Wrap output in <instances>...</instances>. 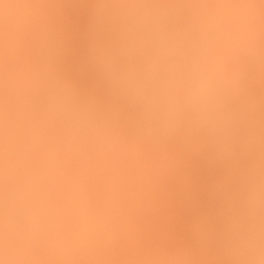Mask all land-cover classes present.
Here are the masks:
<instances>
[{
	"label": "bare ground",
	"instance_id": "bare-ground-1",
	"mask_svg": "<svg viewBox=\"0 0 264 264\" xmlns=\"http://www.w3.org/2000/svg\"><path fill=\"white\" fill-rule=\"evenodd\" d=\"M123 1L125 3L127 2V0H122V2ZM129 1L130 0H128V2ZM132 1H131V4L133 3V5H131L132 7L133 6L135 7L134 3H136V5H137L136 7H138L137 3H139V2L141 3V0L140 1L139 0H135V1L132 0ZM136 1H138V2H136ZM145 1H144V3H145ZM170 1L171 0H156V4L155 3L154 4H155V6H158L157 9H159L161 2H163V4H164V9H167V8H165V5H166L165 2L167 3V5L169 4V7L167 6L169 10L171 7V10L170 11L168 10L169 13L171 12L170 14L171 15L174 14L175 16L178 14L177 16L179 18L177 16H176V18H175V16H173L176 19V21L178 18V21L180 22L179 19L181 18V16L183 14L187 15V17H189V19L188 18L186 19V16L183 15L185 21L181 20L180 23H178V21H177V23H178L177 26H179V24L182 23L179 26L180 28L178 27L179 30L177 28V31L179 32L178 36L175 37L173 39V41H171L172 44L170 41H169V43H170L169 44L168 43L169 39H167L168 44L166 45V47H164L165 44L162 45L161 42L165 43L166 41H163V40H166L164 38L167 36L161 34L162 36H164V38L162 40V36L160 35L161 32H159V30L162 31L163 29L161 30V28H160L159 30H157L159 34H157V32H154L155 29L152 30L154 32L153 33L151 31L153 33V35L154 36L158 35L159 39L161 40V42H160V40H158L160 43L156 40L157 43H155V44L153 43V44L156 47L157 46L160 48L162 47L161 48L162 50L157 47L159 50H158V52H156V56H154L155 54L150 55V56H153L152 58L150 56H149V58L147 57V55L150 54L151 52H148L146 54V56H141L143 53V51H141L142 53L140 52L139 55L142 58L138 59L139 62L136 61L137 59H135L134 61H136V64L138 62L139 66H141V63L143 64V62H140V60H142V59L145 60L146 58H148L147 59L148 61L147 60L146 61L148 63H150L149 60L153 61V59H155V57H157L158 59L162 58V57L164 58L165 57L164 55H161L162 57L159 55L162 54V51H164L165 48H166L165 50L169 49V51H166V52H167V55L170 54V59H171L172 56H174L175 51L177 50V47L181 48L180 45L182 43L183 44L187 43L189 45V49L191 48L190 46H193V48H195L193 43L195 42V40L197 38H198V41L203 40L205 42L204 43L203 41H201L199 43V45L201 44L199 46V47H201V50H199L200 48L198 47V44H196V46L199 49H194V51H193V48L190 49L192 52L190 51L189 53H190V55L192 54L191 59H193V60L189 59L191 62L187 59L183 60V63L185 61V66L183 65V68L181 67L183 70L182 69L179 70L180 68L174 67L175 70L173 71L171 69V66H170L171 64L170 65L166 64V61L164 59H162L163 62H165V64L163 66L165 67L167 65L166 66L167 68L165 67V69L168 73H167V75H164L165 76L164 77V87H163V89H161V91L156 90L151 85L149 86V84H151L153 82V81H150L151 79L145 80L142 78L143 81L140 80L142 86L144 85L143 82H145V85L147 83H149V81L151 83L147 84L149 87L147 86L146 89L144 88L145 91H143L144 89L142 90L144 92L143 94L140 91V93L137 95L138 96L137 97L136 93L140 89L139 90L136 89L137 90V92H136L135 89L133 90L132 88L135 86H138V84L140 83L139 77H141V75L143 73L141 75H139V77H138V82H139L138 84H137V82L133 81L134 79L131 81V84H130L129 81H130V79H132V77H130L129 80L127 78V82H129L127 85L125 84L126 82L123 83V84H125L123 87V90H124V88L126 90L125 86H127V88L129 89V90L125 91L127 94L129 93L128 96L127 95H125V96H127V98H128L129 95L132 94L130 97H131V100H134V102L131 101L129 103L128 101H129L130 97H129V99H127L124 96V100L126 98L127 99L126 101L129 103V105L132 102L133 103H135V101L137 102L138 98H140V100L138 99L139 102L142 100L143 104L146 103V105L144 104V106H143L142 104H140L142 102H140V103L137 102L138 104L142 105V107L139 105V107L142 108V110H141V113L140 112L137 113L138 115L142 114V112L145 111V113L141 116H143V117L146 116V118H147L148 117L147 114L149 113L147 111L148 113L146 114L147 108L148 109L150 108L149 110H151V111L154 110L155 114L152 112L154 115L159 114L157 112L160 110H159L158 106L156 105V102L160 105L159 107H161V111L164 114V115L161 114L162 116L160 114H159L160 116L159 115L156 116V120L159 118L157 120L159 122L158 123L159 125H157V121L155 124V131L157 133L155 131L154 132L156 134L151 131L150 127L146 128V131H148L150 129V131H148L150 134L145 131L147 133V135H149V136L153 135L154 136V137H152L153 141L148 140V138L150 139V137L147 136L145 134V132H143V129H140V131H142L143 135H144V136L143 135L140 136V140L143 138L142 140L144 142L142 140H141L142 141L141 142L138 139L137 141L139 143L138 144L136 143V145H138V147H139V145H142L140 143H144L146 146L148 144V146L150 148L153 147L152 148V150H153L156 148L155 146H157L160 143L159 140L161 139L160 140L161 143L164 141L163 142L164 144L162 143V146L163 145L166 147L168 146L167 148L165 147L168 150V154H166L167 152L164 150L165 148H163V150H160L158 148V146L156 148L157 150L155 149L154 150L155 152H153V154H151L152 150L150 151L149 147L148 146L146 147L143 144L144 146L142 145L140 147H145V148H141L142 149L141 151H143V149H144V151L145 150L146 151L145 152L143 151L142 152L143 154L140 153L141 152L140 151L139 155L144 156V154H146L150 151V153H148V155H150V156L152 155V156L149 157L148 159L147 158L145 159L144 157L140 156V157H138V158H140V159H138V166H137V163H135L136 165H133V163H131V162H132V159L135 157V154H137V153H134V154H132V153L137 152V151L136 150L135 151L133 150V152L131 151L132 150L131 147L133 146L132 145L133 143L131 144V142L133 140L131 138H128L129 140L131 139V142H129V143L132 146L129 145V146H131V147H129L130 149H128V147H126V149L124 148V151L121 150V151H123L122 155L125 152V150H127V149H128L127 150L128 152H125L126 154L127 153L129 154L131 152L132 153L129 154V156L123 155V157H126V158H123V157L122 158L126 159V160H121L120 159L121 157H120L116 160V162H114V161L112 162L113 159H107L108 156L106 159H104V158L101 159L102 156L101 157L98 156L102 153L101 151H100V154H98V152H95L96 150L99 151V150L103 149L105 147L106 142L110 138H106L104 135V138H106L105 139L106 142H104L105 144L103 143L104 144L103 148H102V143H100L101 149H98L99 147H96V146H98V143H99L98 139L99 138L97 139L98 141L97 140L95 141V144L97 143L96 145H94V144L91 145L92 142L90 140L93 137L95 140V137H97V135L99 136V134L101 132L99 134L95 133L96 136H93L92 134H90L92 131L89 130V131H91V132H89L87 130L89 132V135H92V138H90L89 135H87L88 137L85 139H84L85 136L84 137L80 136V135H85V134H82V133L79 134L80 138L78 137L79 138L78 140H80V142H81V138H82V140H83V142H82L83 144H82L79 141H78V143L76 141L77 140L76 137L78 136V134L74 133V135L76 137L73 136L72 133L71 134H65L64 132H66V131L63 130L64 128L62 129L63 131L60 130L61 128L59 129V131L63 132L61 134H65L62 136V138L65 142L61 140L62 138H60L61 135H58V134H60V133H58L59 132L58 131L56 135L54 134V132H53V134H54V136H56L54 138L58 139V137L60 136L59 137L60 139H58V140L54 139L55 143L53 142L52 143L53 145H51V141H50L51 139L49 140L50 145H48V144L43 145V140L46 139V138L43 139L44 136L42 134H44V133H41L43 131V129H42L43 128V115H40L41 114L40 112L43 111V109H42L43 107L39 108L36 106L37 108H39V110L34 111L36 115L33 112L34 116H32L31 115L32 113L30 114V112H29L27 114H30L31 117L29 115L30 118L27 117L26 120L24 118L23 122L19 123L17 121L11 120L10 115L8 117V114H7L8 113V107H6L5 105H2V103L0 102L2 105V106L0 105V230L3 228L2 226L5 227L4 221H7L8 225H9V226H7L8 228L6 227L5 229L8 230L10 228L9 229L10 233L8 232L9 234L6 235V234H4L5 233L4 232L3 234L6 236H4V238H2L3 235H1V238H0V264H264V206H263L264 202L262 201L263 202L262 203L261 200L260 201L258 200L259 199L258 198L257 201H259V203H261V205H259V208H258L259 210L257 209V207H255V209H256L255 210L253 207L249 206L248 208L251 209V211L249 209L247 210V207L243 208L244 203L241 204V207L243 205L242 208H240V205H238L237 203L232 204V205L236 204L239 206V208H238V206H236V205H235V207L231 205L230 208L232 207L233 209H236V207H237V209H239L241 211V212L239 211V213H238L239 214L238 217H239V219L241 218L240 219L241 222L237 217L236 218L234 217L237 215V212H238L237 209H236V212H234L235 210L233 211L232 209H230L234 213V216H232L233 213H232V215L228 214L230 217L229 216L226 217L227 213L229 211L226 213L222 211V210L227 211V209H228L226 207V206H228L227 202L229 204H231V203L237 201L234 199L238 198V197H233L235 192L233 189L230 190V188H232L231 186H234L232 184H238V182H236V181H239L241 177L238 178V176H237V180H236L235 179L236 176L235 177H233L234 175L232 176L233 173L236 174L238 172L239 175L242 173L240 176H242V177L245 176L246 178L243 177L244 179L242 178V180L243 181L245 180L246 182L248 179L254 178L255 182L252 179H251V181L248 180V182H250V184L248 182H247V184L244 182L245 187L247 186L246 189L248 190V192H247V190H245L243 192L245 194L241 193L242 195H246L245 197L248 198L249 202H250V199H252L253 203H254V200L256 201V197H254L255 196L254 193L257 191V193L259 194L260 191H262V190L258 189V188L259 187L263 188V186H264L263 185L264 184V52H262V55H261V53H259V51L256 50L258 47H261L263 45V42H264V0H182L183 3L185 2L186 4L179 2V0H176V1L174 0L175 4H174L173 0L171 2ZM177 1L179 2L178 3L179 5H181L180 3L183 4L182 6L185 5L184 8L180 6L184 10H182L181 8H178L179 5L177 4ZM49 2H50V0H49ZM58 2H60V1H58ZM65 2L66 1L61 0V4L62 3L65 4ZM67 2H68V0H67ZM84 2H87V1H84ZM98 2L96 1V2H94V4L96 3L98 5ZM115 2H116V0L113 1L112 3H115ZM122 2L120 0L121 4H122ZM77 3H79V2H77ZM117 3H119V2H117ZM125 3H123V4H125ZM127 3H126V5H127ZM144 3H141V4L143 5ZM55 4H58V3L55 2ZM104 4L103 5L100 4L101 6H103L102 8H104ZM117 5L120 6V4H117ZM117 5H114V6H117ZM126 5H125V7H126ZM128 5H127L126 9L131 7L130 4H128ZM176 5H178V6H176ZM36 6H38L37 9H39V6H40L39 10L43 11V9H41L42 8L41 6H43V0H0V28L2 29V32L4 31L3 35L0 34V35H2L0 37V46H2V48L0 47V50H1L0 51V58L4 59V61L9 55L12 54V52L15 53L14 50L16 51V54L19 51H21V54H22V52H25V54L23 53V55H26V54L29 55V53L31 55L34 52V50H36V48H38L35 51L36 53L34 52V55L32 54L33 55L32 57L28 56L29 58H32V59H34L33 57L35 56V54L37 55V56H35V59H36V57L39 58L38 56L40 54L38 55V52H37L38 50H39V53H42L43 55H45L42 52L43 51V45L44 46L47 45L46 42L49 40L48 37L53 34V32L51 34L50 31H52L53 25H51V24H54V22H53L54 20L50 24L51 25V28H50L51 30H49L50 33H48V29H47V31L43 30L44 29L43 23H42L43 21H41V18H43L44 11L40 12L39 10L36 9ZM61 6L62 5H60V7ZM69 6L72 7L73 5L71 4ZM105 6H106V8L110 7V11L112 10L111 9L112 7L109 6L108 4L107 5L105 4ZM123 6H122V9H123ZM155 6H154V8H155ZM175 6L177 7L176 9H175ZM57 7H58V5H57ZM60 7H59V9H60ZM70 7H69V9H70ZM132 7H131V10L134 9V8L132 9ZM48 8H49V6H48ZM54 8H55V6H54ZM65 8H66V6H65ZM87 8H88V6H87ZM87 8H86V11H87ZM102 8H101V10L104 11ZM138 8H135V9H138L139 11L141 10V13L144 14L142 9L140 7H138ZM55 9H53V10H55ZM79 9H78V11H79ZM144 9H146V6H144ZM91 10H90V12H91ZM172 10H175L177 13H175L174 11L172 13ZM178 10L181 11V13ZM70 11H71V9H70ZM82 11H84V10L82 9ZM164 11H166V10H164ZM39 12H40V14L42 13V17H40ZM68 12H67V14H68ZM79 12H81V11H79ZM133 12L134 11H132L131 13H129L128 16H126L127 13L122 11V13H120V14L123 17H124L123 13L126 14L124 18H122V16L120 17L119 14L115 15L116 17L114 18V16L112 17V14L109 12V14H111L110 20L112 22L115 21V26L118 25V24H116L117 20H118L119 24H120V21L122 22L121 25H123V23L126 21L124 23L123 27H120L119 25L117 26V28L120 27L119 30L115 29L118 32V34H119V31L121 29H124L125 26H128V25L133 26L134 23H136L135 26H137L138 28H139V26H141V23H143L142 20H143L144 16H141V13L139 14V12H138V14L141 16V17L140 16L138 17V16H136L138 14L133 15L132 14ZM136 12L137 11H135V13ZM59 13L60 12L58 11V16H59ZM104 13H105V11H104ZM48 14H49V12H48ZM62 14H64V13H62ZM79 14H81V13H79ZM88 14H89V12H88ZM165 14H164L165 17H163V18L159 17L162 20L161 21L158 20L159 21L158 24L163 22V20H167V23L169 24L170 20L164 19V18H166V17L169 19H171V18L167 16L168 12H165ZM85 15L87 17L86 13H85ZM91 15H92V12H91ZM103 15H105V14H103ZM197 15H201L202 20H201V25H200L201 26L200 31H202V32H200V33H202V35L204 33L205 37H207V38H205L207 41H205L204 37L202 39V35L200 36L199 33H197L199 36L198 37L196 35V28L194 27L195 28L194 29L191 27L194 24V21H192V20H194L195 16H197ZM68 16H70V15H68ZM66 17H67V15H66ZM117 17L121 18L120 21H119V19H117ZM128 17L131 21L128 20ZM131 17H133L134 19ZM103 18H102V21H103ZM140 18H142V19H140ZM47 19H48V17H47ZM52 19H53V17H52ZM68 19H70V17ZM115 19H117V20H115ZM154 19H155V17H154ZM91 20H93L92 16H91ZM219 20H220V22H219ZM58 21H56V22L59 23L61 20L59 22ZM102 21H101V24L104 25V23H103L104 21L103 22ZM107 21H105V22H107ZM127 21H128V23H127ZM49 22H51V21L49 20ZM138 22H140L139 26L137 25ZM213 22L214 23L219 22V23H217V27H216V23L213 25ZM62 23H65V22H62ZM76 23H78V22H76ZM110 23L111 22H109V25H110ZM220 23L227 24V25H225L227 27H226V31H224V34L226 35V33L228 32L229 35L227 34L226 36H229V38L231 39V40L229 38L226 39L225 35H223L224 36L223 39L224 38L226 39V40L224 39L225 43H223L221 41L222 39L220 40V36H219L220 35V28H219ZM73 24H75V22H73ZM105 24H107V23H105ZM164 24H166V22ZM63 25H65V27L67 26V24H63ZM71 25H72V23L69 25V28ZM90 25H91V23H90ZM92 25H93V23H92ZM111 25L112 26H110V27H114L113 24H111ZM202 25L204 27H202ZM83 26H85V24ZM107 26H106V28L108 29L109 26L108 27ZM130 26H128L129 32L131 29V28H129ZM209 26H210V28H209ZM74 27H76V26H74ZM96 27L97 26H95V28ZM114 28H116V27H114ZM206 28H207L208 32L205 30ZM218 28H219V30H216ZM54 29H55V27H54ZM54 29H53V31H55ZM66 29H65V31L67 34L68 32ZM134 29H136V28H134ZM134 29H133V32L136 33V31L138 29H136V31H134ZM189 29H191V33H190ZM192 29H194L193 32H195L194 35L196 38L193 37L194 35L192 32ZM91 30H93V29L91 28ZM98 30L100 31L99 27H98ZM197 30L199 31V29H197ZM209 30H210V32H209ZM72 31H69V33ZM126 31H123L122 35ZM187 31H189V35H188ZM218 31H219V33H215ZM57 32H58V30H57ZM109 32L111 33L110 34L111 39H109L110 42L108 40H106V41H108L110 43L109 48L112 47L114 49V45L111 46L112 45L111 40H112V38L114 39V37H117V41H118V40H120L118 38L120 36H117L118 34H116V36H115V34H114V37H113L112 34L115 33V31L112 32V30H110ZM141 32H143V31L141 30ZM47 33L50 35L48 36ZM72 33H74V32H72ZM131 33H132V31H131ZM155 33H156V35H155ZM206 33H208V34H206ZM92 34H94V33H92ZM103 34L107 35V34H105V32ZM140 34H143V33H140ZM54 35L55 34H53V36H52L53 38L50 37V40L52 38V39H56V41L51 42L52 41L51 40V41H49V43L51 42L50 44H52V43L55 44V42H57L58 39L59 40L61 39V37L59 38L57 36L58 34L56 35V37H58V39L55 38ZM75 35H76V33H75ZM75 35H72V36L75 37ZM104 35H102V36L104 37ZM124 35H123V37L126 38V34H124ZM133 35H137V34H133ZM133 35H130V36L132 37ZM170 35H172V34H170ZM99 36L100 35H98V38H100ZM130 36H128V38ZM144 36H147V35H144ZM208 36L211 38V41L214 40L215 36H217L215 40H217L219 37V39H218L219 41L217 40L219 47L217 44L216 45H214V43L212 44L213 41L211 42V44H212V46H211L209 43L210 38H208ZM211 36H213V38ZM62 37L64 38L65 36H62ZM93 37H94V35H93ZM123 37H121L122 38L121 41H123V44H124L126 41L124 42ZM158 37L156 39H158ZM169 37H171V36H169ZM63 38H62L63 42L66 39H68V38H66L64 40ZM70 38H72V37H70ZM89 38H92V37H89ZM136 38H137V36H136ZM188 38L190 40H188ZM22 39H25V41L26 40H28V41H26L25 44H22V43H24V41L22 43L20 42V40L22 41ZM104 39H106V38H104ZM132 39H133V37H132ZM140 39H142L141 44L143 43V41L147 40V38L146 39L140 38ZM228 39L230 40V41H228V42H230V45L227 42ZM43 40H45L44 43H43ZM73 40H74V38H73ZM91 40H93V38ZM101 40H102V38H101ZM137 40H139V39H137ZM215 40H214V42L216 43ZM85 41H84V43H85ZM114 41H116V40H114ZM191 41H194V42L192 43ZM17 42L18 43L20 42L19 43L20 46H22V45L23 46L22 47L19 46L20 47L19 48L18 47L19 44H17ZM59 42H62V41L60 40V41H58V43ZM127 42H128V40H127ZM131 42L129 43L130 45H127V46H126V44H128V43L124 44L126 46V48L128 46L132 47V46H134V44L137 45V43L140 41H138L137 43H134V44ZM133 42H136V40ZM206 42H208L209 45ZM220 42H222L223 44H221ZM226 42L228 44H226ZM49 43H48V46L50 45ZM67 43H68V41H67ZM67 43H66V45H67ZM118 43L122 44L121 42H117L116 44H118ZM146 43H148V42H145V44ZM231 43H232V45H231ZM89 44H90V42H89ZM106 44H108V43H106ZM131 44H133V45H131ZM150 44H152V43H150ZM156 44H158V45H156ZM202 44H203V46H206V45L209 46L208 48H206V51H205V47H202ZM220 44L222 46H220ZM55 45H51L52 46L51 49L53 48V51L55 50L54 49ZM57 45H56V48H57ZM122 45L115 46L116 47L115 51L117 50V47H119L120 49L119 48L118 49L120 50V53H122V52L125 53V50H124L125 47L121 48ZM169 45H171V47ZM106 46H108V45H106ZM147 46H142V47H146V49H148ZM214 46H216V47H214ZM39 47L42 48L41 52H40ZM45 47H47V46H45ZM151 47H152V45H151ZM211 47H213V48H211ZM63 48L64 47H62V49ZM87 48H88V46H87ZM97 48H96V50L99 49V48L98 49ZM112 48H110V49H112ZM157 48H155L153 50H156ZM202 48H204V50ZM216 48L218 49V52L216 51ZM18 49H20V50H18ZM59 49H60V47H59ZM59 49H57V50H59ZM66 49H67V47H66ZM69 49H71V48H69ZM214 49H215V52L218 53V55L216 53V56H215V52H213L214 55H213V53H211ZM252 49L254 51H251ZM2 50H4V51H2ZM72 50H74V49H72ZM96 50L95 51L93 50V52H96ZM105 50L108 51V47H106ZM121 50H124V51L121 52ZM141 50H143V48ZM202 50H203V52H202ZM207 50H209V52H207ZM231 50L233 51V53H232L233 57L232 58L235 59V61L233 60L234 62L230 59V61H232L231 65L235 63L236 66L232 65L233 66L232 67V66L228 65V66H230V68L231 67L233 68L230 70H234L235 68H237V65L238 66H244L246 64V61H244L245 54L248 55V57L252 56V55H250L252 53L255 54V55H253V57H254L253 58L254 59L253 64H251L252 60H250L249 61L250 63L247 64V68L249 66L248 69L252 68L251 73H248V72H250V70L245 73V74H248L250 77L246 76L247 77L246 78L245 75L243 74L244 72H242L243 68L240 69L241 67H238L239 70H241V72H239V70H238L239 74L238 73L237 74L238 75L242 74L246 79L249 78L248 81H250V82H248V86H246L244 89H242V91H241V89L237 90L239 88H242V87H240L241 83L244 84V82H239L242 79L244 80V78L240 77L242 75L239 76L241 79V80H239L238 76H236L237 78L233 77L235 72H233V71L230 72L228 69L229 67H227L226 64H225V67L229 71V74L225 73L228 71H225V72L221 71L225 68L221 69L218 67L219 63L224 62L223 61L224 57L228 59V57L230 58V56H232V55H230V53L232 52ZM47 51H48V49H47ZM112 51L109 53L112 54ZM138 51L139 50H137V52ZM196 51H198V52H196ZM255 51H256V53H255ZM2 52H3V54H2L3 56L5 55L4 54L5 52H8L7 53L8 56L5 55L6 57L5 56H4V58L1 57ZM44 52H45V50H44ZM56 52L58 53L59 51H56ZM64 52H67V51H64ZM166 52H165V55H166ZM170 52L173 55H171ZM205 52H207V53H205ZM51 53H52V50H51ZM53 53L51 56L55 55V53L54 54ZM101 53L102 52H100L97 57H100ZM109 53H108V56L110 55ZM113 53H114V51H113ZM124 53H122V55ZM132 53H131V55H132ZM195 53H196L197 57L195 56ZM222 53H224V54H222ZM46 54H48V53H46ZM69 54L70 53L68 52V55ZM95 54L97 55V53H95ZM144 54L145 53H143V55ZM199 54H201V55H199ZM235 54L238 57H240L239 58L240 60H238L237 57L235 58V56H236ZM13 55H15V54H13ZM13 55H11L12 56L11 58H13ZM18 55H20V52L18 53ZM56 55H59V53ZM64 55H66V54L64 53ZM68 55H66V57ZM73 55H74V51H73ZM96 55L94 56L95 58H96ZM101 55H103V54H101ZM106 55H107V53H106ZM112 55H114V54H112ZM122 55H121V57H122ZM139 55H138V57H139ZM190 55H189V58H190ZM202 55L203 56L205 55V57L203 58ZM211 55H212V57H211ZM42 56L40 55L41 60L43 59V57H46V55L43 57ZM133 56L135 57L136 55H133ZM194 56L196 58V61L198 60L199 64H196L195 58H192ZM213 56L216 58L217 63H218V66H217L218 69L217 70L220 73L222 72V74L219 75L218 74L219 72L217 71V74L219 75V77L217 74L215 77L211 76V75H213L211 68L212 67L214 68V66H213L214 63L212 61ZM217 56H218V58H217ZM221 56H223V59ZM241 56H243V59H241ZM66 57H64V58L61 57L62 61H63V59L65 61V59H67ZM69 57H70V58H68L69 61H70V59L73 60L71 58L72 56H69ZM143 57H146V58L144 59ZM168 57H167V60L169 59ZM8 58H10V57H8ZM26 58H24V59H26ZM56 58H57V56H55V59ZM124 58H126V57H124ZM130 58H131V56H130ZM135 58H137V57H135ZM205 58L207 60H210V62L213 63V65L211 64L212 66L209 65V67H208L207 66L208 64H205V63H207V60H205ZM249 58L246 57L245 60H247ZM2 59H0V61ZM32 59H29L28 62L30 60L33 63H35L37 61L33 65L31 63L32 67L29 66L28 65L29 63H28V64H26L28 67H26L24 65V67L22 66V68H21L22 70L24 68L25 69L29 68L30 70H32V73L30 72L29 69H27V70L24 69V71H26V74H25V72L23 71L24 72L23 73L22 70L20 69L19 72H22V76L19 73V75H18L20 77V78L18 77L19 79H21V80L23 79V77H24L23 74H25L27 77V75L30 73L33 74L34 78L36 79L34 72H38V70L40 72L41 69L43 70V67L38 65L39 63L41 65L42 61L41 60L38 61L39 60L38 59L34 62L35 59L34 60H32ZM218 59H220V60L222 59V61L220 62V60H219V62H218ZM10 60H12V59H10ZM20 60H22V58ZM53 60H54V58H53ZM111 60L113 62L114 58ZM124 60H121L122 62L120 61L121 63H124V64L119 63L118 66L120 68H121V66L125 65L126 61L123 62ZM162 60H160V61H162ZM176 60H178V57ZM186 60L189 61V63H191V67L198 65L202 68V70L204 72L199 71V70H201V68L198 66L192 67V69L189 68L190 65L188 64V62ZM200 60H201L202 64L204 61H206V62H204V65H206L207 67L200 64L201 63V62H199ZM237 60H238V63H237ZM255 60H257V61H255ZM49 61H50V59H49ZM192 61H194L195 63L193 64ZM241 61L243 63L245 62V64L243 65V63ZM261 61H262V64H260ZM6 62H8V60H6L4 63L2 62L0 67H2L3 64L4 65L6 64V66H7ZM54 62H53V64H54ZM66 62H64V63H66ZM70 62L72 63V61H70ZM79 62H83V61H79ZM98 62H100V61L98 60ZM17 63H19V62L17 61ZM21 63L19 64L20 67L22 65ZM50 63H52V61ZM168 63H169V61H168ZM170 63H171V61H170ZM225 63H226V59H225ZM227 63H228V61H227ZM57 64L58 63L56 62V65ZM113 64H114V62H113ZM113 64H112V66L110 64L111 68L113 67ZM223 64H220V67H224V66H221ZM229 64H230V62H229ZM37 65H38V67H37ZM62 65H65V64H62ZM69 65L70 64H68L65 67L68 68ZM72 65H74V64H72ZM77 65H78L77 67H79V64H77ZM81 65H82V63H81ZM132 65H133V63H132ZM9 66H12V65H9ZM53 66H51V67H53ZM59 66H60V64H59ZM59 66L57 65V68H59V71H60V69H62V67L65 70L64 66H61V68ZM74 66L76 69V65H74ZM74 66H73V69H74ZM90 66H91V63H90ZM128 66H130V65H128ZM128 66H124V67H122V69L127 70L129 68ZM160 66H162L161 63H160ZM173 66H175V65H173ZM12 67L14 68V66H12ZM106 67H108V66H106ZM119 67H118V69L121 72L122 70ZM125 67H128V68H125ZM134 67H136V66L134 65ZM143 67H144V65H143ZM148 67H146V68H148ZM185 67H187L189 69H187ZM204 67L206 69L211 67L210 68L211 74H210L209 69L206 70ZM57 68L55 67V72H56ZM83 68L84 67L82 66V69ZM96 68H97V66H96ZM111 68H109V69H111ZM116 68L117 67L114 68L116 70V73H117L116 75L119 76L118 75L119 70L117 71ZM136 68L141 69L139 67H136ZM168 68H170V69H168ZM184 68H185V71H184ZM4 69L5 68H3V71H4ZM75 69H74V71H75ZM82 69H81V72H82ZM100 69H102V68H100ZM165 69H164V71H165ZM186 69H187V71H186ZM195 69L198 70L199 74L204 73V75H203L204 77L200 76V78H199V76L196 75L197 70H195ZM10 70H11V67H10L9 71ZM67 70L68 71L70 70L72 73L71 67H70V69H67ZM67 70H65V71L67 72ZM86 70H87V67H86ZM142 70H139V71L137 70L138 74ZM193 70H195L196 73L193 72ZM236 70L237 69H235L234 71H236ZM3 71H2V69H0V75L1 76H2ZM11 71H13V70H11ZM11 71H10V75L12 74ZM27 71H29V72H27ZM97 71H98V68H97ZM144 71L146 73L149 72L148 69L144 70ZM182 71H183V73H182ZM6 72L7 71H5V73ZM45 72H46V70H43L40 73L43 75ZM55 72H53L55 78H59L63 84V87H62V85L60 86V87H62L63 91L65 89H67V87H68L67 84H69L70 90H72V92L77 90V88H76L77 86L75 87V85H78L79 83H77V82L73 83L74 87L76 88L75 90H73V85L71 86L70 82H68V80L66 78L64 80V78L62 79L60 77H56L58 69H57V72L56 73ZM66 72H63V73H66ZM124 72H126V71H124ZM151 72H153V73H151ZM60 73L58 74L59 76H61ZM111 73L113 74V72H110V74ZM129 73L131 74V72H129ZM134 73H136V69H135ZM193 73H195L196 78H195ZM31 74L29 75V78H30ZM48 74L50 77V75L52 74V71H49V73L47 72V74L44 75L45 78L48 77ZM119 74H121V73H119ZM149 74L154 75V70H151L149 72ZM7 75H8V73L6 74V76ZM33 75L31 76L32 78H33ZM131 75H133V74H131ZM143 75H144L143 76L144 78L146 76H147L146 78H148V75H145V73ZM62 76H63V74H62ZM120 76H122V75H120ZM124 76H126V75H124ZM134 76H135V74H134ZM136 76H138V75H136ZM220 76H222V78ZM2 77H1L0 82L4 81ZM68 77H69V75H68ZM103 77L107 78L109 80V78L107 77V73H106V77L105 76H103ZM103 77L101 76V78H103ZM110 77H111V75H110ZM7 78L8 77H6V79ZM18 78H15V80L17 81ZM29 78L27 77L25 79L28 80ZM233 78H235V79H233ZM25 79H23L22 81L20 80V81L25 83L24 82ZM48 79L49 80L51 79V82L53 83L52 78H47L46 79L47 82H48ZM59 79H58V82H60ZM98 79L100 80V78H98ZM98 79H95V81H97ZM107 79H105V80H107ZM110 79L113 80V78H110ZM66 80H67V82H66ZM103 80L104 79H101L102 82H103ZM234 80H235V83H234ZM33 81H35V80H32V83L29 82L30 85L28 84V86L31 88H34L32 86L34 84ZM63 81H65L66 85L64 84ZM71 81H73V78ZM120 81H121V79H120ZM58 82L53 83V86H54V84L58 85L59 84ZM90 82H94V79ZM109 82H110V80H109ZM133 82H135L137 85L135 84L134 86H132ZM165 82H166V84H165ZM18 83L19 82L17 81L16 84H18ZM27 83L28 82L26 81V84ZM36 83L38 85L39 84L43 85V83H40V82L38 83L37 81H36ZM52 83H51V85H52ZM236 83L239 84L237 86V88L235 87ZM12 84H15V82L13 81ZM21 84L22 83H19L18 85H12V86H16V88H15V90L17 89L16 93H18V91H19V89L17 88L19 85H20L19 86L20 89H21V87H24V85L21 86ZM48 84H50V82H48ZM91 84L93 85V83H91ZM96 84H98V83H96ZM2 85L3 84H1V86ZM64 85L66 86V88H64ZM104 85H105V83H104ZM104 85H102V86H104ZM129 85H131V86H129ZM152 85H153V83H152ZM28 86H26V87H28ZM99 86H100V84H99ZM242 86H245V85H242ZM26 87H24V89ZM54 87L56 88V86H54ZM54 87H53V89H54ZM89 87H90V89H92L90 85H89ZM106 87L108 89V86H106ZM139 87H140V85L138 86V88ZM44 88H45L44 86H43V88H41V86L39 85V87H38L39 91L37 89L36 90L39 94L43 95V92H44L43 89ZM78 88H79V85H78ZM102 88H104V87H102ZM130 88L132 91L130 90ZM2 89H3V92H5L6 89H4V88H2ZM2 89H0V92L2 91ZM40 89H42L41 90L42 93H40ZM90 89L88 90L89 93L96 92V91L90 92L91 91ZM115 89H117V88H115ZM27 90L31 93L29 88H27ZM57 90H55L54 93H56V92H59V93L62 92L63 93V91H59V89H57ZM93 90H95L94 87H93ZM108 90H111V89H108ZM216 90L217 91L219 90L218 93ZM20 91H22V89ZM66 91H65L66 92L65 96L67 94V98H68V94H72V95L74 94V93H71V91H69V93H68V90H66ZM105 91H107V90H105ZM128 91H130V92H128ZM215 91L217 94L215 93ZM11 92L8 94V96L11 94ZM14 92L15 91H13V93L11 95H13ZM25 92H27V91H25ZM25 92H23L22 95H24ZM122 92L124 93V91H122ZM131 92H134L135 94H133ZM162 92H164V93L162 94ZM210 92H212V93H210ZM118 93L120 94L119 91H118ZM207 93H209L208 96L206 95ZM19 94H21V92ZM85 94H87V93H85ZM114 94L115 93L113 92V95ZM140 94H142V95H140ZM147 94H148V96H147ZM210 94H212V95H210ZM72 95H70V96H72ZM87 95H89V94H87ZM133 95L135 96L136 99H134ZM217 95H219V96H217ZM17 96H19V95H17ZM37 96H38V94H37ZM90 96L91 95H89V97H88L89 99H90ZM99 96H101V95H99ZM114 96H117V95H114ZM143 96H144V98H143ZM209 96H211V97L213 96L211 101H210V99H207V98H211ZM215 96L219 99H216ZM31 97L29 96L28 98H31ZM39 97H41V95ZM85 97H86V95H85ZM94 97H93V99H94ZM9 98L10 97H8V98L6 97L7 101L9 100ZM13 98H14V96L11 99H13ZM59 98L64 99L61 97H59ZM119 98H121V97H119ZM214 98L216 99L214 101L218 100L217 103L220 106L219 107L220 109H218V110H220V111H217V109L215 110L216 112L214 111L215 107L212 104V102H214L213 101ZM40 99H42V98H39L38 100H40ZM71 99H72V97H71ZM71 99H69V100H71ZM100 99H101V97H100ZM145 99H146V101H145ZM30 100L31 99H29L28 101H30ZM98 100H95V101H98ZM117 100L119 101V103L121 102L120 101L121 99L119 100L117 98ZM0 101H2V100H0ZM13 101L11 102L12 105H13ZM50 101H51V99H50ZM52 101H53V99H52ZM67 101H68V99H67ZM149 101H150V103H149ZM152 101H154V104ZM73 102H74V100H73ZM62 103H64V102L62 101ZM92 103L93 102L91 100L90 104H92ZM95 103L98 105L97 102H95ZM95 103H93V104H95ZM123 103H125V102H123ZM128 103H127V105H128ZM147 103H149V104H147ZM9 104H10V102H9ZM59 104H61L60 101L58 102V105ZM70 104L72 106V101L70 102ZM73 104H74L73 106H75L74 108L78 107V103H77V105H75V103H73ZM23 105H24V103H23ZM61 105H63V104H61ZM61 105H59V107H61ZM99 105H101V104H99ZM15 106H16V108H14V107H11V108L14 109V111L17 110L16 113H19L18 111H21L22 109L24 111V108H22L21 105L16 104ZM38 106H40V105H38ZM79 106H82V105H80V102H79ZM28 107H30V106H28ZM36 107L34 106V108H36ZM155 107H157V109H158L156 112H155ZM20 108H22V109L20 110ZM98 108L100 109V107H98ZM131 108H133V107H131ZM136 108L138 111L139 108L138 107H136ZM136 108H134L133 111H135ZM33 109H32V111H33ZM40 109H42V110H40ZM69 109H70V107H69ZM58 110L60 111L59 108H58ZM71 110H73V109L71 108ZM89 110H91V109H89ZM67 111L68 110H66V112ZM78 111H80V110H78ZM121 111H119L118 113H120ZM61 112H64V110L62 111V109H61ZM83 112H82V115H83ZM85 112H86V110H85ZM129 112H131L130 108H129ZM23 113H21V114L23 115ZM74 113H75V111H74ZM90 113H91V111H90ZM110 113L112 116L113 115L112 112H110ZM123 113L124 112H122V114ZM128 113H126V114H128ZM135 113H136V111H135ZM135 113L133 112V114H135ZM229 113H232V114L230 116H228ZM260 113H261V115H260ZM124 114L122 115L121 122L125 121L123 123L126 124L129 121L128 120L129 115L127 116L126 114L125 115ZM71 115L75 116L74 114H71ZM77 115H79V114H77ZM138 115H135V118ZM233 115H234L235 119H234ZM15 116H17V115H15ZM54 116H55V114H54ZM113 116H116V115H113ZM169 116H171V117H169ZM24 117H26V116H24ZM125 117H126V119L122 121V119H124ZM15 118H17V117H15ZM75 118L77 120L78 117H74L73 119H75ZM138 118H140V117H138ZM146 118H145V121H147L148 123H146L144 120H142V121H144V122H141V124H140V125L143 124L142 128L146 127V124H147V126L149 125L150 119L148 117L147 118L149 120L148 121ZM66 119H64V120H66ZM86 119H88V118H86ZM94 119H95V117H94ZM118 119L120 120L119 117H118ZM118 119H116V120H118ZM230 119L237 121V123H239L241 126L236 125V122H234L235 126L232 125L233 121L228 122ZM59 120H61V119L59 118ZM68 120H71V119H68ZM106 120L107 119H105V121ZM108 120H109V118H108ZM112 120L113 119H111V121ZM116 120H115V122H116ZM176 120L179 122V124H178V122H176ZM85 121H89V120H85ZM137 121H138V119H137ZM171 121H173L172 123L174 124V126L177 125L175 128H174L173 124H171ZM81 122H82V120H81ZM129 122H131V121H129ZM180 122H181L182 127L180 125ZM44 123H45V121H44ZM111 123H110V125L112 126ZM123 123H122L121 127H123ZM74 124H75V122H74ZM106 124L108 125V123H106ZM117 124L121 125L119 123H117ZM125 124H124V126H125ZM144 124H145V126H144ZM61 125L63 126V124H61ZM118 125L114 124L115 127ZM126 125L129 126V124H126ZM205 125H206V127H205ZM229 125L233 126L234 128L237 126V128L239 129V130H237V128H236V130L238 132L236 131L237 133H235V136H233L234 139H232L233 138L232 132H235V129H233V127H230L231 130L232 129L234 130V131L233 130L231 131L229 128ZM68 126H71V125H68ZM137 126L132 127V128H134V130H135V128ZM77 127H78V125H77ZM77 127H74V128L71 127L72 131H73V129H75ZM44 128H46V127H44ZM176 128H177V130H176ZM179 128H181V129H179ZM48 129H50V127ZM55 129L56 128L54 127V130ZM77 129H79V133H80L81 129L80 128H77ZM85 129H83V130H85ZM96 129L98 130L97 127H96ZM120 129L117 128L118 131ZM129 129H130V126H129ZM153 129H154V127H153ZM92 130H93V128H92ZM122 130H124V127L122 128ZM138 130H139V127H138ZM68 131H67V133H68ZM130 131H132V130L130 129ZM43 132H45V130ZM123 132L124 131H122V133ZM151 132L154 133L155 135L152 134ZM178 132L180 135L177 134ZM107 133L108 132H106V134ZM110 133H111V131H110ZM110 133H109V135H110ZM132 133L134 134V131ZM173 133H175V135H177V137ZM113 134H115V133H113ZM127 134L129 135V133H127ZM49 135L50 134H48V136ZM57 135H58V137H57ZM68 135H70L69 137H71V140H72V138H73V140H75L74 143H72L73 145H75V143H77V145L79 144V146L82 144V147H83V145L85 146V144H88L89 146L86 145L85 148L83 147L84 151L82 150L81 146L79 147L77 145L76 146L79 147V149L75 148V146L73 148H69L71 145L69 147H66V143L69 142V144H70L73 141L72 140L70 142V138L67 137ZM124 135L126 136V133H124ZM171 135H173V137ZM138 136H139V134H138ZM156 136H158L159 138ZM45 137H47L46 134H45ZM133 137H136V136H133ZM169 137L170 138L172 137V139L170 140ZM88 138H90V140H88ZM157 138L159 140H157V142H156ZM175 138H176V140H175ZM154 139H155V141H154ZM54 140H52V141H54ZM59 140H61V142H63V145L65 144V148H69V150L67 149L68 151L66 149H64V146H61L62 143H60ZM94 140H93V142H94ZM115 140H116V138H115ZM122 140L120 142H122ZM177 140H179V141H177ZM181 140H183V141H181ZM88 141H90L91 143ZM113 141H114V139H113ZM146 141H148V142H146ZM165 141H166V144H165ZM172 141H174V143ZM185 141H187V142L185 143ZM45 142H46V140H45ZM56 142H57V144H56ZM58 142H59V144H58ZM154 142H156L157 145H155ZM115 143H118V142H115ZM149 143H151L150 144L151 146L149 145ZM153 143L155 146L154 145L152 146ZM181 144H183V145L181 146ZM185 144H186V146L184 147ZM111 145L113 146L114 143ZM111 145L110 146L108 145L107 148H109V147L112 148ZM136 145H134V146H136ZM179 145H180V147H179ZM123 146H126V145H123ZM159 146H160V144H159ZM170 146L173 147V149H175L177 151V153H179V154L174 152L173 149L171 152ZM146 148H148L149 151ZM71 149H72V151H71ZM91 149L93 150L94 153L93 154L91 153L90 154L91 157L89 158V153H90ZM197 149H201L202 155H203V151L205 152L204 154H206L205 155L206 158L204 157V155H203V158L209 160V162H208L209 166H207V167H209V169L212 168V166H213L210 164V161H212L216 158L218 160V157L220 159V162L223 161L222 163L226 164V165H222V163H220V165H219L218 164L219 160L218 161L214 160L216 162V164H214L215 162L214 163L212 162V163L214 165H216L215 167H218L217 165H219V167L216 170H211V171L216 172L218 170L217 171V173H218L222 167L225 168L224 166L228 165V162L226 163L227 160H231V161L233 160V162H234L235 157L238 155L240 156L238 158L241 159L239 162V163H241V164H239L241 166L237 167L238 164H235V163H237L239 161V159H238V161L235 159L234 166H235L236 171L235 172L234 171H229V172L226 171L225 173H228V175H225V173L223 172L224 170L221 169L223 171H220V173L222 172L223 175L218 174V176H216L215 172H213L214 174L213 175L211 174L212 175L211 176L210 171L207 170V171H209V177H211V178L208 179L206 176V179L204 182L205 185H204V183L202 182V178L205 175L200 178L197 174L196 175L192 174L193 177L190 178L192 175L191 174H190V176L187 175V176H189V177H187L186 174L188 172L187 173L185 172L187 170H190L191 172L190 171L189 172L192 173V172L197 170L196 168L193 170L194 167L200 168L199 166H201V165H199L200 164L199 162L197 164L199 166H196V163L194 162L193 163V164H195L194 167H193L192 163H190V166L188 168H186L187 167L186 165L189 161L190 162H192L191 160L195 161V158L192 157V154L195 153L194 155L196 156L197 152H194V150H197ZM129 150L131 152H129ZM139 150L140 149H138V151ZM158 150H160V151H158ZM187 150H190L192 153L190 154V151H187ZM62 151H64L66 153V155L69 153V151H71L69 153L70 154L69 157L66 156V158H63L65 156H63L62 153H64V152H62ZM85 151H87L88 154L85 153ZM106 151H108V150H106ZM95 153L98 155H96ZM170 153L172 154L173 158H174L175 153H176L177 154L176 157L178 159L182 158L184 153H185V155H188V156L191 155V158H190V156L189 157L185 156V158H182L179 162H177V164L180 163L179 166L181 167V163H183V159H185L184 161H186L187 163H185L186 165H183V166H186L185 167L186 169L182 168V167L180 168L178 166L179 169H181V170H178L176 167V164H175L176 159L174 158L171 160L172 157H171ZM181 153L183 155H180ZM120 154L121 153H119V156H121ZM86 155H87V157H86ZM102 155L103 156L109 155L111 158L112 154L110 153V154H105V155L102 154ZM130 156H133V157H130ZM146 156H147V154H146ZM169 156H170V160H168ZM112 157L115 160L116 156H112ZM186 157H188V159L189 158L190 159L187 161ZM199 157H202V156H199ZM87 158H89V159H87ZM142 158H144L143 161H141ZM212 158H214V159H212ZM127 159H130V160H127ZM221 159H222V161H221ZM108 160H110V163L112 164L111 165L109 163L111 165V166H109V168H107L109 164L105 165L106 163L109 162ZM207 160H205V161L207 162ZM101 161L104 164H102ZM139 161H140V164H139ZM197 161L202 162L203 159L202 158L198 159V156H197L196 162ZM129 163H131V164H129ZM204 163H201V164L203 165ZM127 165H128V167L130 166L129 167V168H131L130 170L127 167ZM102 167H104L105 169ZM206 168H203V171L200 168V170L202 171V172H200L201 173L200 176H202L204 173H206V171H204V169H206ZM237 168H239V170ZM175 169H177L178 171ZM200 170L198 169L197 172L199 173ZM225 170H226V168H225ZM179 171L180 172L183 171L186 174L184 173V175H182L183 172L180 173ZM230 172H233V173H230ZM246 173H249L251 176H249V174H247L248 175V177H247ZM229 175L231 177H229ZM194 176H196V177L198 176L197 179L199 180V183L202 182L203 185L200 184V186H205L204 188L201 187L203 191H201V189L200 190L198 189L199 190V192L197 191V193H199L198 195H200V192H202L204 194V191H205V193L207 191V194L208 193L210 194L212 189H214V191H212L213 192L212 193V195H213L212 199H214V197L218 198V199H214L211 201L210 204L212 206L214 204L213 207L208 205L212 208L207 207V204L210 202L211 194L209 195L210 198H209L208 202L203 200V204H205L204 202H207L203 206H206V208H208V210L205 209V211H204V209L200 208L199 211H196L199 209L198 208L199 206L197 207L198 209H196V206L200 205V204L196 203V202H198L196 200L200 199V203H202L201 202L202 201L201 200L202 194L200 197H198V195L195 193L197 198H199V199H197L196 197H192V195H194V192L196 191V187H197V183H198V181H196L197 180L196 177L194 178ZM229 178H231L232 180ZM200 179H201V182H200ZM46 180H47V183H46ZM193 180L196 182H194ZM233 180H235V182ZM242 180H240V181L242 182ZM51 181H52V183H51ZM192 181L194 182V184H196V187H195V185H193L195 189L191 188L192 187V184H191ZM229 181H233V182L229 183ZM221 182H223L222 183L223 185L222 184L220 185ZM227 182H228L229 188L227 187L228 186ZM260 182L263 183L262 184L263 186L261 185ZM244 183H242V184L244 185ZM251 183L253 185L256 184L255 187H257L258 184L260 183L259 184L260 186H258V188H255ZM240 184L241 183H239V185ZM218 185H220L223 189H225V190H223L221 188L223 195L225 193H226V195H228L227 198L225 195H224L225 198L222 195L218 197L219 194L217 193V189L220 190V186L218 187ZM243 185L241 187H243ZM235 186H237V185H235ZM190 188L194 189V190L189 191ZM227 188L230 190L229 194H227L228 193L226 191ZM204 189H206V190H204ZM23 190L27 191L29 193V196L27 195L28 194L27 192L23 193L24 192ZM192 191H193V194H192ZM208 191H210V192H208ZM231 191H233V192L231 193ZM187 192H189L188 196H187V194H188ZM214 192H216V193H214ZM185 193H186V197H184ZM190 193H191V196H190ZM22 194L23 195L26 194V195H24L26 198L24 196H22V198L20 199V196ZM241 194L238 195V193H236L235 196H242ZM229 195H230V197L232 196L233 198L232 197L228 198ZM260 195H261V193H260ZM180 196L182 199L183 198L185 199L187 197L194 198L196 201V202H194V203H196L195 204L196 210L194 209L195 211H193V208H192V206L194 207V203H193L192 206H188L192 210L191 209H190L191 211L186 210V211H188V213H185L186 212L185 211L184 212L185 214H184L183 210L189 209V208L188 207L185 208V204L183 203L184 209L181 211V213L183 214V216H182L180 211L178 212V210H181V207L180 208L178 207V202H177V201H180V199H179ZM221 198L224 201L226 199V202H223V200ZM27 199H28V202L26 201ZM194 199H193V201H194ZM230 199H233L234 201L230 203L229 202V201H231ZM23 200H25V201H23ZM185 200H183L182 202H184ZM187 200H189V198H187ZM227 200H229V201H227ZM189 201L192 204V201L191 200H189ZM185 202H186V205H188L187 201H185ZM190 202H189V204H190ZM212 202H213V204H212ZM219 202L222 205L221 207H223V204H226V205L223 207V209L220 207V209H218V210H220V212L216 213V209L218 208V206H220ZM243 202H244V200H243ZM249 202L247 204H249ZM183 204H181V205H183ZM250 205H252V203ZM253 205H255V204H253ZM216 206H217V208L215 209ZM201 207H202V205H201ZM177 208H179V209L177 210ZM225 208H226V210H225ZM209 209H210V211H213L215 209L214 210L215 213L212 214V212H211V214H210ZM243 209H244V211H243ZM201 210H203L204 212ZM189 211H190V213H189ZM205 212H209V213L205 214ZM177 213H179L178 216H177ZM208 214L211 215L212 218H210V216ZM223 214H224V217H222ZM230 214H231V212H230ZM179 215L182 217H180ZM207 215L209 216V219H208ZM240 216H242V217H240ZM233 217H234V219H236V221L239 220V222H240L239 223L237 221L236 224L239 226L242 223L241 227L243 226L242 227L243 229L245 228V230H247V229L250 230L249 231L250 234L248 235V233H249L248 232L246 235L245 230H242V228H241V231H244V232H242L243 233L242 239L240 237V240L236 241L237 239L235 240L234 238L231 237V239H234V240L228 239L229 241H227V240L225 241V239L229 236L227 235V237L224 236L226 238H223V235H225L224 230L227 232L228 231L227 228L228 229H230V228L234 229L235 220L233 219ZM230 218H232V219H230ZM207 219H208V223H207ZM210 220L213 222H210ZM229 221H230V223H229ZM2 222L4 225L2 224ZM232 222H234L233 225H232ZM211 223L213 224L212 226H211ZM202 224H204V225L206 224L205 227L202 226ZM224 224L226 225V227L224 226ZM237 228L238 227L235 225V229H237ZM238 229H240V226ZM226 234H228V233H226ZM232 236H233V234H232ZM251 238H253V239H251ZM246 239H248V241H250V242L253 241V243H252L253 245L247 248V245H246L247 240Z\"/></svg>",
	"mask_w": 264,
	"mask_h": 264
},
{
	"label": "rangeland",
	"instance_id": "rangeland-1",
	"mask_svg": "<svg viewBox=\"0 0 264 264\" xmlns=\"http://www.w3.org/2000/svg\"><path fill=\"white\" fill-rule=\"evenodd\" d=\"M54 1L57 2L58 4H55ZM58 1H60V2H58ZM58 1H57V0H52V1L50 0V2H49V0H48V1H47V0H43V6H44V7L41 6V7H42L41 9H43L44 14H43V18H41V21H43V22H42V23H43V28H44L43 30H46V31H47V29H48V33L51 32V34H52V32H53V34H55V35H54L55 38H57V39H58V37H59V38L61 37L60 40H61L62 42H59V43H58V41H60V40L58 39L57 42H55V44H56V43L58 44V45L56 44V45H57V48H56V45H55V44H53V43L50 44L51 42L56 41V39H52V38H53V37H52L53 34H52L51 36H49L50 34L47 33L48 36H49V37H48L49 40L46 42L47 45H45V46H47V47H45V46L43 45V51H42V52L46 55V57H43V56H45V55H43L42 53H39V50L37 51V52H38V55H39V54H40L41 56L43 55V56H42V57H43L42 60L40 59V55L38 56L39 58L36 57V59H35V56H37L36 54H35V56L33 57L35 60L32 59V58H29V57H32V56L34 55V52H35L38 48H36V50H34V52L32 51L33 53L31 52L33 55H32V54L30 55V53H29V55H27V54H26V55H23V53L25 54V52H22V54H21V51H19V52H20V55H18L19 52L17 51L18 53L16 54V51L14 50L15 53L12 52L11 55L15 54L16 56L13 55V58H11V57H12L11 55L8 56V54H7L8 52H5L4 54L7 55V56L10 57V58L7 57V58L5 59V61L8 60V62H6V63H7V66H6V64H5V65L3 64L4 66L2 65V67H0V69H2V71H3V68L6 69V70L4 69L3 73L1 72V73H2V76L5 74V75H4L5 77H4V76L2 77V76L0 75V76L3 78V80H4V81L0 82L1 84H3L2 86H1V84H0V89H2V88L6 89L5 92H3V89H2V91L0 92V100H2V101H0V102L2 103V105H5L6 107H8V113H7V114H8V117H9V115H10V119H11V120L17 121V122H19V123H22L24 118H25V120H26L27 117L30 118L31 115L34 116V115H33V112L36 111V110H39V108H42V107H43V108H42L43 111L40 112V113H41L40 115H43V128H42V129H43V131L45 130V132L42 131L41 133H44V134H42V135L44 136L43 139L46 138V139L43 140V145H47V144L50 145V141H51V145H53L52 143H53V142L55 143V140H58V139L62 138V136L65 135V134H71V133H72L73 136H75L74 133H75V134H78L77 137L75 136V137L77 138L76 141H77V143H78V141L80 142V140H78V139L80 138V136H83V137L85 136V137H84V139H85V138L88 137L87 135H89V132H91V131H92L93 133L91 132L90 134H92L93 136H96L95 133L99 134V133L101 132V133L99 134L100 137L97 135V137H95V140H94V137L92 138V135H89V137L92 138V139L90 140V138H88V140H90L92 143H91L90 141H88V142H90L91 145H92V144L96 145L97 143L95 144V141L99 138V139H98L99 141L97 140L99 143H98V146H96V147H99L98 149H101V148H100V143H102V148H103V146H104V144H105L104 142H106L105 139H106V138H110V139H108V141L106 142L105 147L107 148L108 145L110 146V145L113 144V143H114V145H113V146L111 145L112 148L109 147V148L106 149V148L104 147L103 149H101V150H99V151L96 150L97 148L94 146V147L96 148V149H95V148L93 147V148L96 150V151L94 150L95 152H98V154H100V151L102 152L100 155H98V154L95 153L96 155H98V156H100V157L102 156L101 159H102V158L106 159L107 156H108L107 159H113L112 162H113V161L116 162V160H117L118 158H120V157H121V158H120L121 160H126V159H123V158H126V157H123V155H124V156H127V155L129 156V154H131V153L133 152V150H134V151L136 150L137 152H133V153H132V154L137 153V154H135V157H136V158L134 157V158L132 159V162H131V163H133V165H136L135 163H137V166H138V159H140V158H138V157L142 156V157H144L145 159H146V158L148 159L149 157L152 156V155H151V156L148 155V153H150V151L152 150L153 147L150 148V147L148 146V144H147V146H148L149 149H150V151H149L148 148H146V149L149 151L148 153H146L147 156H146V154H144V156H143V155H139V152L142 150L141 148H145V147H140V146H142L144 143H140V144H142V145H139V147H138V145H136V143H137V144L139 143L137 140L139 139V141H141V140L143 139V138H142V139L140 140V136L143 135V132H145V131H146V128H148V127H150L151 131L154 132V131H155V124H156V121L159 119V118H158V119L156 120V116L159 115V114H160V115H161V114L164 115V114H163L162 111H161V107H159L160 105L156 102V105L158 106V108H159V110H160V111L157 112V113H159V114L156 113L157 115H154V114H155V113H154V110L151 111V110H149L150 108H149V109L147 108V110H146V114L149 112L147 115H148L150 121L147 119L148 117L146 118V116H144V117L149 121V125L147 126V124H146V127H144L145 129L142 128V125H143V124H142V125H140V124H141V122H144V121H145V118H144L143 116H141V115H143V114L145 113V111L142 112V114H139V115H138L137 113H139V112L141 113V110H142V108H140L139 105L142 104V105L144 106V104L146 105V103L143 104L142 100L140 101V102H142V103H140V102L138 101V99L140 100V98L137 99V102H139L140 104H138L136 101H135V103H133L134 100H131V97H130V96L132 95L131 93L135 94L134 92H135V91L137 92V90L140 89V90L136 93V96L140 93V91H141L142 94H143V93H144L143 91H145V89H146L147 86H148L147 84L151 83L150 81H153V82H152L153 85H152V83H151V84H149V86H150V85L153 86V87H154L156 90H158V91H161V89H163V87H164V77H165L164 75H167L168 72H167L166 69H165V67H166L167 65H166L165 67L163 66V65L165 64V62H163L162 59H164V60L166 61V64H168V65L171 64L170 66H171V69H172L173 71L175 70L174 67H176V68H180L179 70H181V69L183 68V65L185 66V61H184V63H183V60H185V59H187V60L191 59V55H192V54L190 55L189 52L191 51L190 49H192L193 46H190L191 48L189 49V45H188L187 43H184V44L182 43V44L180 45L181 48H178V47H177V50L175 51V54H174V56H172L171 59H170V54L167 55V52H166V51H169V49H168V50H165V49H166V48H165L164 51H162V54H160V55L158 54L159 56L164 55V56H165L164 58H163L162 56H161L162 58H159V59H158L157 57H155V59H153V61H152V60H151V61L149 60L150 63L147 62V61H148L147 59L149 58V56H150L151 54H153V55L155 54L154 56H156V52H158V50H159L158 48H160V47H158V46H157L158 48H157L156 46H154V44L157 43L156 40L158 41V40H160V39H159L158 35H156V33H155V35L158 37V39H156L157 37L154 36L153 33H154V32H157V34H159L157 30H159L160 28H161V30L163 29V30H162L163 32L160 31V30H159V32H161L160 35L162 34V35L167 36V37L164 38V36L161 35V36H162V40H163V38H164V39H166V40H163V41H166V42H165V43H164V42L162 43L161 40H160V42H161L162 45L165 44L164 47H166V45L169 43V41H170V42L173 41V39H174L175 37L178 36V33H179V32L177 31V28L182 24V23H181V24H179V26H177L178 23H180L181 20H182V21L184 20V16H186V19H187V18L189 19V17H187V15L183 14L184 16H183V15L181 16V18H182V17H183V18H182V19L180 18V19H179L180 22H179V21H178V18H179V17L177 16V15H178V14H177V15H176V16L178 17V18H177L178 23H177V21H176V19H175L176 16H175L174 14L171 15V14H170L171 12L169 13V11L171 10V7H170V10L168 9L169 4L167 5V3L165 2V4H166V5H165V8H167V9H164V4H163V2H161V5L159 6V9H157L158 6H155V4H156V0H146V1H145V0H141V3H144V1H145V3H144L143 5H142L140 2L137 3V4H138V7H140V8L142 9V11L144 12V14L141 13V10H140V11L138 10L139 8L136 7V6H137L136 3H134V4H135V7H134V6H133V7L131 6V5H133V3L131 4V1H132V0H130L129 2H128V0H127V2H128V3L126 2L127 5L130 4V6L132 7V9H133V8H134V9H135V8H138V9H135V10L133 9V10H131V7L128 8V9H126V8H127V5H126V3H125L124 1L122 2V0H121L122 4L120 3V0H118V1L116 0L115 3H112V2L115 1V0H113V1H112V0H100V1H99V0H96L97 2L99 1V2H98V5H99V6H98L96 3L94 4V2H96L95 0H94V1H93V0H91V1H90V0H89V1H88V0H81V1H80V0H68V2H67V0H64V1H66V2H65L66 5L63 4L64 2L61 4V0H58ZM84 1H87L88 3H87V2H84ZM92 1H93V2H92ZM134 1H135V0H134ZM139 1H140V0H139ZM171 1H172V0H171ZM171 1H170V2H171ZM175 1H176V0H175ZM72 2H73V3H72ZM77 2H79V3H77ZM117 2H119V3H117ZM132 2H133V1H132ZM136 2H138V1H136ZM173 2H174V0H173ZM173 2H172V3H173ZM179 2H182V3H183L182 0H181V1L179 0ZM179 2L177 1V4H178ZM45 3H46V4H45ZM81 3H82L83 5H82ZM104 3H105L106 5L108 4L109 6H111V7H112L111 9H112L113 11H112V10H111L112 12L110 11V7H108L109 9L106 8V6H105ZM123 3H125V4H123ZM154 3H155V4H154ZM172 3H171V4H172ZM182 3H180L181 5L178 4L179 6H178V5H176V6H178V8H181V7L184 8L185 5H184V6H182V5H183L185 2H184L183 4H182ZM59 4L62 5V6H61L62 8L60 7ZM71 4L73 5L72 7L69 6V5H71ZM77 4H78V5H77ZM100 4H101V5L104 4V8H105V9L102 8L103 6H101ZM117 4H120V6L117 5ZM145 4H146V5H145ZM174 4H175V2H174ZM185 4H186V3H185ZM50 5H51V6H50ZM53 5L55 6V8H56L57 10L54 8ZM57 5H58V7H57ZM114 5H117V6H114ZM121 5H122V6L124 5V6H123V9L125 8L124 10L122 9V6H121ZM125 5H126V7H125ZM48 6H49V8H48ZM65 6H66L67 9L65 8ZM67 6H68V7H67ZM74 6H75V7H74ZM78 6H79V7H78ZM81 6H82V7H81ZM83 6H84V7H83ZM87 6H88V8H87ZM94 6H95V7H94ZM128 6H129V5H128ZM144 6H146V9H144ZM154 6H155V8H154ZM167 6H168V7H167ZM176 6H175V9L177 8ZM180 6H181V7H180ZM51 7H52V8H51ZM59 7H60L61 10L59 9ZM69 7H70L71 11H70ZM80 7H81V8H80ZM90 7H91V8H90ZM142 7H143V8H142ZM37 8H38V6H36V9H37ZM74 8H75V9H74ZM77 8H78V9L80 8L79 11H81V12H79ZM86 8H87V11H86ZM101 8L105 11V13H104V11L101 10ZM39 9H40V6H39ZM39 9H37V10H39ZM46 9H47L48 11H47ZM53 9H55V10H53ZM73 9H74V10H73ZM82 9H83L84 11H82ZM89 9H90V10L92 9V10H91L92 15H91V12H90ZM129 9H130L131 11H130ZM181 9H182V8H181ZM45 10H46V11H45ZM64 10H65V11H64ZM164 10H166V11H164ZM168 10H169V11H168ZM182 10H184V9H182ZM39 11H40V10H39ZM43 11L41 10L40 12H43ZM58 11L60 12V13H59V16H58ZM68 11H69V12H68ZM122 11L127 13V15H126L125 13H123L124 17H125V15L128 16L129 13H131L132 11H134V12L132 13L133 15H134V14H138V12H139V14L141 13V16H144V17H143V20H142L143 23H141V26H139V25H140V24H139L140 22L137 23V25L139 26V28H138L137 26H135L136 23H134L133 26L128 25V26H130L129 28H131V29H130V32L128 31V30H129V29H128V26H125V27H126V28L124 27L125 30H124V29H121V30L119 31V34H120V35H119L118 32H117L116 30H119L120 27H123V25H124V23H125L126 21H125V22L123 21L124 23H123V25H121V23H122V22L120 21L121 18L117 17V19H119V21H120V24H119L118 20L115 19V20H117V21H116V24H118V25L120 26L119 28H117L118 25L115 26V21H113V22H114V23H113L110 19H111V14H112V17L114 16V18L116 17L115 15H117V14H119V16L121 17L122 15H121L120 13H122ZM129 11H130V12H129ZM135 11H137V12L135 13ZM154 11H155V12H154ZM173 11H174L175 13H177L175 10H172V13H173ZM178 11H179V10H178ZM40 12H39V15H40V17H42V13L40 14ZM48 12H49V14H48ZM54 12H55V13H54ZM67 12H68V14H67ZM84 12L87 14V17H86V15H85ZM88 12H89V14H88ZM109 12H110L111 14H109ZM165 12H168L167 16L171 18V19H169V18H167V17L164 18V19H168V20H170V21H169V24L167 23V20H163V22H161L162 24H161V23L158 24V22L162 20V19H160L159 17H162V18L165 17V15H166ZM179 12L181 13V11H179ZM182 12H183V11H182ZM62 13H64V14L66 13V14L64 15V14H62ZM79 13H81V14H79ZM83 13H84V14H83ZM45 14H46V15H45ZM55 14H56V15H55ZM93 14H94V15H93ZM103 14H105L106 16L103 15ZM132 14H131V15H132ZM139 14L136 15V16L139 17V16H140ZM142 14H143V15H142ZM157 14H158V15H157ZM164 14H165V15H164ZM169 14H170V15H169ZM53 15H54V16H53ZM66 15H67V17H66ZM68 15H70V16H68ZM81 15H82V16H81ZM83 15H84V16H83ZM89 15H90V16H89ZM102 15H103V16H102ZM80 16H81V17H80ZM88 16H89V17H88ZM91 16H92V19H93V20H91ZM141 16H140V17H141ZM156 16H157L158 18H157ZM173 16H175V18H174ZM179 16H180V15H179ZM47 17H48V19H47ZM52 17H53V19H52ZM57 17H58V18H57ZM69 17H70V19H68ZM78 17H79V18H78ZM103 17H104V18H103ZM124 17L122 16V18H124ZM154 17H155L156 20L154 19ZM87 18H88V19H87ZM102 18H103V21H104V22L102 21ZM131 18H133V17H131ZM135 18H136V17H135ZM55 19H56V20H55ZM57 19H58V20L60 19L61 21H60V20H59V21H60L61 23H60ZM80 19H81V20H80ZM86 19H87V20H86ZM104 19H105V20H104ZM108 19H109L110 21H109ZM112 19H113V18H112ZM133 19H134V18H133ZM137 19H138V18H137ZM140 19H142V18H140ZM172 19H173V20L175 19V20L173 21ZM192 19H193V18H192ZM49 20H50L51 22H49ZM53 20H54V21H53ZM63 20H64V21H63ZM78 20H79V21H78ZM88 20H89V21H88ZM107 20H108L109 22H111L110 25H109V22H108ZM113 20H114V19H113ZM125 20H126V19H125ZM128 20L131 21V20L129 19V17H128ZM158 20H159V21H158ZM201 20H202V19H201V15H197V16H195L194 20H192V21H194V24H193V26H191V27H192V28H194V27L196 28V35H197V36H198L197 33H199L200 36L202 35V33H200V32H202V31H200V29H201V26H200V25H201ZM52 21L54 22V24H51ZM56 21H58L59 23H57ZM67 21H68V22H67ZM83 21H84V22H83ZM92 21H93V22H92ZM101 21L104 23V25L101 24ZM105 21H107V22H105ZM132 21H133V20H132ZM140 21H141V20H140ZM184 21H185V20H184ZM188 21H189V20H188ZM188 21H187V22H188ZM44 22H45V23H44ZM62 22H65V23H62ZM66 22H67V23H66ZM73 22H75L76 25L73 24ZM76 22H78V23H76ZM81 22H82V23H81ZM88 22H89V23H88ZM117 22H118V23H117ZM165 22H166V24H164ZM219 22H220V20H219ZM219 22H215V23H216V27H217V23H219ZM235 22H236V21H235ZM68 23H69V24H68ZM71 23H72V25L70 26V28H71V29H70V28H69V25H70ZM87 23H88V24H87ZM90 23H91V25H90ZM92 23H93V25H92ZM105 23H107V24H105ZM127 23H128V21H127ZM127 23H126V24H127ZM203 23H204V22H203ZM215 23L213 22V25H214ZM50 24L53 25V26H52L53 28H52V31L49 32V30H51V29H50V28H51V25H50ZM63 24H67V26L65 27V25H63ZM84 24H85L86 27L83 26ZM94 24H95V25H94ZM111 24H113L114 27H116V28H114V27H110V26H112ZM131 24H132V23H131ZM170 24H171V25H170ZM175 24H176V25H175ZM209 24H210V23H209ZM45 25H46V26H45ZM47 25H48V26H47ZM62 25H63V26H62ZM73 25L76 26V27H74ZM87 25H88V26H87ZM101 25H102V26H101ZM107 25H108L110 28H109ZM160 25H161V26H160ZM163 25H164V26H163ZM168 25H169V26H168ZM225 25H227V24L220 23V27H219V28H220V35H219V36H220V40L222 39L221 41H222L223 43H225V40H226L227 38H229V36H226V35L228 34V32L226 33V35L224 34V31H226V27H227V26H225ZM82 26H83L84 28H83ZM95 26H97V27L95 28ZM106 26L108 27V29L106 28ZM152 26H153V27H152ZM174 26H175V27H174ZM205 26H206V25H205ZM207 26H208V25H207ZM54 27H55V29H54ZM67 27H68V28H67ZM90 27H91L93 30H91ZM93 27H94V28H93ZM98 27H99L100 31L98 30ZM103 27H104V28H103ZM151 27H152V28H151ZM202 27H204V26L202 25ZM62 28H63L64 30H63ZM66 28H67V29H66ZM75 28H76V29H75ZM101 28H102V29H101ZM113 28H114V29H113ZM134 28H136V29H138V30L136 31V29H134ZM156 28H157V29H156ZM179 28H180V27H179ZM179 28H178V30H179ZM195 28H194V29H195ZM209 28H210V26H209ZM209 28H208V29H209ZM219 28L216 29V30H219ZM53 29H54L55 31H53ZM65 29H66L67 32H68L67 34H66ZM87 29H88V30H87ZM96 29H97L98 31H97ZM106 29H107V30H106ZM115 29H116V30H115ZM133 29H134V31H136V33L133 32ZM140 29H141L143 32H141ZM154 29H155V30H154ZM194 29H192V32H193ZM197 29H199V31H198ZM211 29H212V28H211ZM211 29H210V30H211ZM213 29H214V28H213ZM57 30H58V32H57ZM72 30H73V31H72ZM83 30H84V31H83ZM89 30H90V31H89ZM108 30H109V31L112 30V32L115 31V33L112 34L113 37H114V34H115V36H116V34H118L117 36H120V37H118V38L120 39V40H118V41H117V37H114V39L112 38L113 41H114V40H116V41L113 42V41L111 40V44H112L111 46L114 45V49H113L112 47H110V48H112V49L109 48V45H110V43H109V42H110L109 39H111V38H110V34H111V33H110ZM126 30H127V31H126ZM139 30H140V31H139ZM152 30H154V32H153ZM180 30H181V29H180ZM205 30L208 32L207 28H206ZM210 30H209V32H210ZM227 30H228V29H227ZM69 31H72V32H74V33H72V32L69 33ZM79 31H80V32H79ZM93 31H94V32H93ZM121 31H122V32H121ZM123 31H126V32L124 33V34H126V38L123 37L124 34L122 35ZM131 31H132V33H131ZM151 31H152L153 33H152ZM189 31H190V33H191V29H189ZM189 31H187V32H188V35H189ZM203 31H204V30H203ZM1 32H2V29L0 28V34L3 35L4 31H3L2 33H1ZM84 32H85V33H84ZM88 32H89V33H88ZM99 32H100V33L102 32V33L100 34ZM104 32H105V34H107V35H104V34H103ZM107 32H108V33H107ZM75 33H76V35H75ZM92 33H94V34H92ZM96 33H97V34H96ZM140 33H143V34H140ZM163 33H164V34H163ZM194 33H195V32H193V35H194ZM215 33H219V31H218V32H215ZM57 34H58V35H57ZM133 34H137V35H133ZM139 34H140V35H139ZM170 34H172V35H170ZM206 34H208V33H206ZM209 34H210V33H209ZM2 35H0V37H1ZM56 35H57L58 37H56ZM67 35H68V36H67ZM70 35H71V36H70ZM72 35H75V37L72 36ZM93 35H94V37H93ZM96 35H97V36H96ZM98 35H100V36H99L100 38H98ZM102 35H104V37H103ZM130 35H133V36H132L133 39H132V37H131ZM138 35H139L140 37H139ZM144 35H147L148 37H147V36H144ZM215 35H216V34H215ZM223 35H225V38H226V39L224 38L225 40L223 39V37H224ZM228 35H229V34H228ZM62 36H65V37L63 38ZM66 36H67V37H66ZM101 36H102V37H101ZM105 36H106V37H105ZM112 36H111V37H112ZM124 36H125V35H124ZM128 36H130V37L128 38ZM136 36H137V38H136ZM161 36H160V37H161ZM169 36H171V37H169ZM191 36H192V35H191ZM191 36H190V37H191ZM217 36H218V35H217ZM217 36H215L214 40L216 39ZM50 37H52V38H51L52 41L50 40ZM70 37H72V38H70ZM87 37H88V38H87ZM89 37H92L93 40H91L92 38H89ZM95 37H96L97 39H96ZM108 37H109V38H108ZM121 37H123L124 42L126 41L124 44L128 43V44H126V46H127V45H130L129 43H130L131 41H132L131 43H133V44H134V43H137L138 41H140V42L137 43L138 46L135 45V44H134V46H132V47H131V46H128L129 48L131 47V48L129 49L128 47L126 48V46L123 44V41H121V40H122ZM138 37H139V38H138ZM144 37H145V38H144ZM168 37H169V38H168ZM172 37H173V38H172ZM193 37L196 38L195 35H194ZM198 37H199V36H198ZM203 37H204V39L207 38V37H205L204 33H203V35H202V39H203ZM211 37L213 38V36H211ZM62 38H63L64 40H65L66 38H68L69 40L66 39V40L68 41V43H67L66 40H65L66 42H65V41L63 42ZM73 38H74V40H73ZM94 38H95V39H94ZM101 38H102V40H103L104 38H106V39H104V40H105V41L108 40L109 42H108V41L105 42L104 40L102 41ZM115 38H116V39H115ZM134 38H135V39H134ZM140 38H143V39H146V38H147V40H146V41H143V43L141 44V42H142L141 40H142V39H140ZM171 38H172V39H171ZM208 38H210V37L208 36ZM71 39H72V40H71ZM126 39L128 40V42H127ZM137 39H139V40H137ZM149 39H150V40H149ZM167 39H169V40H168V43H167ZM218 39H219V37H218ZM218 39H217V40H218ZM229 39H230V38H229ZM229 39L227 40V42L231 40V39H230V40H229ZM85 40H86V41H85ZM96 40H97V41H96ZM135 40H136V42H133V41H135ZM188 40H190V39L188 38ZM191 40H192V39H191ZM200 40H201V39H200ZM208 40H209V39H208ZM214 40H212V41H213V42H212V41H211V38H210V42H209L210 45L212 46V44L214 43V45L217 44L218 47H219V44L217 43V40H215L216 43L214 42ZM23 41H24V43H22ZM26 41H28V40H26ZM26 41H25V39H22V41L20 40V42H21L22 44H25ZM44 41H45V40H43V43H44ZM49 41H51V42L49 43ZM72 41H73V42H72ZM80 41H81V42H80ZM84 41H85V43H84ZM99 41H100V42H99ZM196 41H197V42H196ZM201 41H203V40H201ZM201 41H198V38L195 40V42H194V41H191L192 43H193V42L195 43V44L193 43V45H194V47H195V48H193V51H194V49H199V48H200L199 50H201V47H199V46L201 45V44L199 45V43H200ZM205 41H207V40L205 39ZM218 41H219V40H218ZM20 42H19V43H20ZM79 42H80V43H79ZM89 42H90V44H89ZM93 42H94L95 44H94ZM117 42H121V43L124 45V46H123L122 44L118 43L119 45H122L121 48H124V47H125V48H124L125 53L122 52V51H124V50H121V52L124 53L123 55H122V53H120V50H119L120 48H119V47H117V50H118V51H117V50H116L117 52L115 51V49H116L115 46H119L118 44H116ZM145 42H148V43L145 44ZM158 42H159V41H158ZM160 42H159V43H160ZM203 42H204V41H203ZM203 42H202V43H203ZM211 42H212V44H211ZM222 42H220V43L223 44ZM227 42H226V44L229 43V45H230V42H228V43H227ZM19 43L17 42V44H19ZM48 43L50 44L49 46H48ZM63 43H64V44H63ZM66 43H67V45H66ZM71 43H72V44H71ZM97 43H98V44H97ZM103 43H104V44H103ZM106 43H108V44H106ZM113 43H114V44H113ZM150 43H152V44H150ZM153 43H154V44H153ZM159 43H158V44H159ZM188 43H189V42H188ZM204 43H205V42H204ZM204 43H203V44H204ZM206 43L209 45L208 42H206ZM69 44H70V45H69ZM83 44H84V45H83ZM133 44H131V45H133ZM158 44H156V45H158ZM161 44H160V45H161ZM169 44H170V43H169ZM171 44H172V42H171ZM196 44H198V47H199V48L196 46ZM203 44H202V47H205V51H206V48H208L209 46H208V45L203 46ZM221 44H220V46H222ZM51 45H55V48H54L55 50H54V51H53V48L51 49V47H52ZM65 45H66V46H65ZM95 45H96L99 49H98ZM100 45H101V46H100ZM106 45H108V46H106ZM139 45H140V46H139ZM147 45H148L149 47H148ZM151 45H152V47H151ZM231 45H232V43H231ZM19 46H20V44L18 45V47H19ZM22 46H23V45H22ZM22 46H20V47H22ZM87 46H88L89 49L87 48ZM104 46H105V47H104ZM135 46H136V47H135ZM142 46H147L148 49H146V47H142ZM169 46L171 47V45H169ZM224 46H225V45H224ZM0 47L2 48V46H0ZM20 47H19V48H20ZM59 47H60V49H59ZM62 47H64V48L62 49ZM66 47H67V49H66ZM100 47H101V48H100ZM106 47H108V51L105 50ZM137 47H138V48H137ZM167 47H168V46H167ZM196 47H197V48H196ZM214 47H216V46H214ZM230 47H231V46H230ZM46 48L48 49V51H49V50H50V51L48 52ZM69 48H71V49H69ZM96 48H97L98 50H96ZM102 48H103V49H102ZM118 48H119V49H118ZM142 48H143V50H141ZM144 48H145V49H144ZM155 48H157V49H156V50H153V49H155ZM161 48H162V47H161ZM161 48H160V49H161ZM211 48H213V47H211ZM253 48H254V47H253ZM256 48H257V47H256ZM39 49H40V52H41L42 48L39 47ZM57 49H59V50H57ZM72 49H74V50H72ZM109 49H110V50H109ZM127 49H128L129 51H128ZM202 49L204 50V48H202ZM209 49H210V48H209ZM219 49H220V48H219ZM18 50H20V49H18ZM44 50H45V52H44ZM51 50H52V53H53V52L55 53V55L51 56V55H52ZM93 50H94V51L96 50V52H93ZM100 50H101V51H100ZM112 50L114 51V53H113ZM130 50H131V51H130ZM132 50H133V51H132ZM135 50H136V51H135ZM137 50H139V51L137 52ZM149 50H150V51H149ZM161 50H162V49H161ZM161 50H160V51H161ZM174 50H175V49H174ZM203 50H202V52H203ZM256 50H258L259 53H261V55H262V52H264V42H263V45H262L261 47H258ZM0 51H1V50H0ZM2 51H4V50H2ZM56 51H59V52H58L59 55H56V54H58ZM64 51H67V52H64ZM73 51H74V55H75V56L73 55ZM103 51H104V52H103ZM111 51H112V54H114V55H112L111 53H109V52H111ZM141 51H143V53H145V54L143 55V53H142ZM144 51H145V52H144ZM172 51H173V50H172ZM216 51L218 52V49H217V48H216ZM231 51H232V50H231ZM251 51H254V50L252 49ZM258 51H257V52H258ZM68 52L70 53L69 55H68ZM100 52H102L101 54H103V55L100 54V57H97V56L99 55ZM128 52H129V53H128ZM132 52H133V53H132ZM136 52H137V53H136ZM140 52L142 53L141 56H146V54H147L148 52H151L150 54L147 55L148 58L143 57L144 59H145V58H146V59H145V60L142 59L143 61L140 60V62H143V64L141 63V66H139V64H138V62H139L138 59H141V58H142V57L139 55ZM165 52H166V55H165ZM191 52H192V51H191ZM196 52H198V51H196ZM207 52H209V50H207ZM207 52H205V53H207ZM213 52H215V49H214L211 53H213ZM217 52H215V56H216V53H217ZM222 52H223V51H222ZM226 52H227V51H226ZM35 53H36V52H35ZM46 53H48V54H46ZM50 53H51V54H50ZM54 53H53V54H54ZM62 53H63V54H62ZM64 53H65L66 55H68V56L66 57V55H64ZM71 53H72V54H71ZM95 53H97V55H96ZM106 53H107V55H106ZM108 53L110 54V55H109L110 57L108 56ZM119 53L122 55V57H121V55H120ZM126 53H127V54H126ZM131 53H132V55H131ZM170 53H171V52H170ZM211 53H210V54H211ZM219 53H220V52H219ZM224 53H225V52H224ZM224 53H222V54H224ZM232 53H233V51L230 53V55H232ZM255 53H256V51H255ZM2 54H3V52L1 53V55H2ZM94 54L96 55V58L94 57V56H95ZM193 54H194V53H193ZM225 54H226V53H225ZM244 54H245V53H244ZM249 54H250V53H249ZM5 55H4V56H5ZM61 55H62V56H61ZM93 55H94V56H93ZM124 55H125V56H124ZM126 55H127V56H126ZM129 55L131 56V58H130ZM133 55H136L135 57H137V58H135ZM138 55H139V57H138ZM158 55H157V56H158ZM171 55H173V54L171 53ZM189 55H190V58H189ZM199 55H201V54H199ZM199 55H198V56H199ZM213 55H214V53H213ZM217 55H218V53H217ZM226 55H227V54H226ZM235 55H236V54H235ZM250 55H252V56H249V57H250V58H249L248 55L245 54L244 61H246V64H245V62L243 63V62L241 61V62L243 63V65H244V64H245V65H244V66H238V65H237V68H235V69H237V70H236L237 72L234 71L235 69H234V70H230V69H233V68H232V67H233L232 65L236 66L235 63L231 65V62H232L233 60L235 61V59L232 58L233 55L230 56V58L228 57V59L225 58V57H224V59H223V56H221L222 59H223V61H224V62H223L224 64L221 62L222 59H221V60L218 59V62H219V60H220V62H221V63H219V66H218L217 60H216V58H215L214 56H213V60H212L213 63H214V65H213V63L210 62V60H207L206 58H205V60H207V63H205V64H208V65H207L208 67H209V65H211V64L214 66V68H213V67H212V68L210 67V68L212 69V72H213V75H211V76H213V77L216 76L217 71H218V70H217L218 67L221 68V69H223V68L226 69V70L223 69V70H221V71H224V72H225V71H228L227 68L225 67V64H226L227 67H229L228 69H229L230 72H232V71L235 72V74L233 73V74L235 75V76L233 75V77H236V76L239 77L240 75H242V74L238 75V74H239V73H238V70H239L238 67H241L240 69L243 68V69H242V72H244L243 74H244L245 77H246V76H249V75H248V74H245V73L248 72L249 70H250V72H248V73H251V69H252V68H251V69H248L249 66H248V68H247V64L250 63V62H249L250 60H252V63H251V64H253V60H254V59H253V58H254L253 55H255V54L252 53V54H250ZM4 56L2 55L1 57L4 58ZM28 56H29V57H28ZM55 56H57L56 59H55ZM69 56H72L71 58H72L73 60L75 59L74 61L70 59V61H72V63L68 60V58H70ZM76 56H77V57H76ZM101 56H102V57H101ZM106 56H107V57H106ZM114 56H115V57H114ZM168 56H169V57H168ZM195 56H196V53H195ZM195 56L192 57V58H195ZM202 56H203V55H202ZM243 56H244V55H243ZM243 56H241V59H243ZM5 57H6V56H5ZM23 57H24V58L27 57V58H26L27 60L24 59ZM42 57H41V58H42ZM51 57H52V58H51ZM61 57H62V58L66 57L67 59H65V61H64V59H63V61H62V58H61ZM80 57H81V58H80ZM124 57H126V58H124ZM150 57L152 58L153 56H150ZM167 57H168L170 60H169V59L167 60ZM177 57H178V60H176ZM196 57H197V56H196ZM204 57H205V55L203 56V58H204ZM211 57H212V55H211ZM219 57H220V56H219ZM236 57L238 58V60H240V59H239L240 57H238L237 55L235 56V58H236ZM246 57L249 58V59L245 60ZM16 58H17V59H16ZM21 58H22V60H20ZM53 58H54V60H53ZM92 58H93V59H92ZM109 58H110V59H109ZM113 58H114V60H115V61L113 60L114 64H113V62H112V60H111V59H113ZM133 58H134V59H133ZM151 58H150V59H151ZM217 58H218V56H217ZM0 59H2V58H0ZM10 59H12V60H10ZM18 59H19V60H18ZM29 59L34 60V62H35L36 60H38V59H39L38 61L41 60V61H42L41 65H40V63H39V64L37 63V64H38L39 66L43 67V70H46V72H45L43 75L40 73L41 71H43L42 69L40 70V72H39V70H38V72H34V74H35L37 80L34 78V75L31 74V73H32V70H30L29 68H26V69L24 68L25 70L29 69L30 72H31V73H30L31 76L33 75V78H34V79H33V78L30 76V78H31V79H30V78H29V75H30V74L27 73V74H28L27 77L29 78V79H28L29 81L26 80V79H25V78H27L26 75H25V74H26V71H24V69H23V70L21 69L22 66L24 67V65H25L26 67H28V66L26 65V64H28V63H29L28 65L31 66V63H32V65H33V64H35V63L37 62V61H36L35 63H33V62H31V60L28 62ZM49 59H50V61H49ZM77 59H78V60H77ZM82 59H83V60H82ZM100 59H101V60H100ZM116 59H117L118 61H117ZM124 59H125V60H124ZM135 59H137L136 61H138L137 64H136V61H134ZM157 59H158V60H157ZM197 59H198V58H197ZM225 59H226V63H225ZM230 59H231L232 61H230ZM24 60H25V61H24ZM67 60H68V61H67ZM93 60H94V61H93ZM98 60H99L100 62H98ZM103 60H104V61H103ZM121 60H124L123 62L126 61V63H125L124 66H128V65H130V66H128L129 68H128V67H125V68H128L127 70H126V69H122V67H124V66H121V68L118 66L119 63L122 62ZM130 60H131V61H130ZM146 60H147V61H146ZM160 60H162V61H160ZM187 60H186V61H187ZM191 60H193V59H191ZM215 60H216V61H215ZM238 60H237V63H238ZM5 61H4V59H2V60L0 61V62H1L0 65L2 64V62L4 63ZM17 61H18L19 63H17ZM23 61H24V62H23ZM26 61H27V62H26ZM51 61H52V63H50ZM54 61H55V62H54ZM66 61H67L68 63H67ZM79 61H83V62H79ZM84 61H85V62H84ZM120 61H121V62H120ZM129 61H130V62H129ZM159 61H160V62H159ZM168 61H169V63H168ZM170 61H171V63H170ZM189 61H190V60H189ZM189 61H187L188 64L190 65V67L188 66L189 68L192 69V67H196V66H198V65H195V66H192V67H191V63H189ZM227 61H228V63H227ZM234 61H233V62H234ZM247 61H248V62H247ZM255 61H257V60H255ZM9 62H10L11 64H10ZM21 62H22V63H21ZM48 62H49V63H48ZM53 62H54L55 65L53 64ZM56 62L58 63V64H57L58 66H59V64H60V66H59L60 68H61V66H64L65 70L70 69V67H71V70H72V73H73V74L71 73L70 70H69V71L67 70V72H66V71L63 69V67H62V69H60V71H59V68H57ZM60 62H61V63H60ZM64 62H66V63H64ZM105 62H106V63H105ZM111 62H112V63H111ZM131 62L133 63V65H132ZM190 62H191V61H190ZM195 62H196V64H199V63H198V60L196 61V58H195ZM195 62L192 61L193 64H194ZM199 62H201V60H200ZM204 62H206V61H204ZM204 62H203V64H202V62H201L200 64L204 65ZM229 62H230V64H229ZM241 62H240V63H241ZM8 63H9V64H8ZM20 63L22 64L21 67L19 66ZM76 63L79 64V67H77L78 65H77ZM81 63H82V65H81ZM90 63H91V66H92V67L90 66ZM94 63H95V64H94ZM101 63H102V64H101ZM160 63H161L162 66H160ZM209 63H210V64H209ZM216 63H217V64H216ZM242 63H241V64H242ZM52 64H53L54 66H53ZM62 64H65V65H62ZM68 64H70L69 67H68V68L65 67V66H67ZM72 64L76 65V69H75V66L72 65ZM106 64H107V65H106ZM110 64H111V66H112V64H113V67H112V68H111ZM121 64H124V63H121ZM121 64H120V65H121ZM127 64H128V65H127ZM151 64H152V65H151ZM193 64H192V65H193ZM215 64H216V65H215ZM220 64H223V65H221V66H224V67H220ZM260 64H262V61H261ZM9 65L14 66V68H13L12 66H9ZM38 65H37V67H38ZM134 65H135L136 67L141 68V69H137L136 67H134ZM143 65H144V67H143ZM173 65H175V66H173ZM202 65H201V66H202ZM212 65H211V66H212ZM228 65H230V66H232V67L230 68V66H228ZM35 66H36V65H35ZM51 66H53V67H51ZM73 66H74L75 71H74V69H73ZM82 66L84 67V68H83L84 70L82 69ZM88 66H89V67H88ZM94 66H95V67H94ZM96 66H97V68H98V71H97ZM106 66H108V67H106ZM114 66L117 67V68H116L117 71L119 70L118 67L122 70L121 72H120V70H119V73H121V74L118 73L119 76L116 75L117 73H116V70L114 69V68H115ZM148 66H149V67H148ZM204 66L207 67L206 65H204ZM217 66H218V67H217ZM8 67H9V68H8ZM10 67H11V70H13V71L10 70L11 73H12L11 75H10V71H9ZM31 67H32V66H31ZM55 67L58 69V72H57V69H56V72H57L56 77H60V78H62V79L64 78V80H65V78H66V79L68 80V82H70L71 86L73 85V83H76V82H77V83H79V84H78V85H79V88H78V85H75V87L77 86V87H76L77 90H75L76 88H75L74 85H73V90H75V91L72 92V90H70L69 84H67V86H68L67 89H65V90L63 91V89H62L63 84H62L61 80H60L59 78H55V76H54V74H53V72H55ZM86 67H87V70H86ZM142 67H143V68H142ZM146 67H148V68H146ZM163 67H164V68H163ZM181 67H182V68H181ZM198 67H200V66H198ZM205 67H204V68H205ZM245 67H246V68H245ZM251 67H252V66H251ZM7 68H8V69H7ZM39 68H40V67H39ZM50 68H51L52 70H51ZM100 68H102V69H100ZM104 68H105V69H104ZM107 68H108V69H107ZM109 68H111V69H109ZM130 68H131V69H130ZM132 68H133V69H132ZM144 68H145V69H144ZM162 68H163V69H162ZM166 68H167V67H166ZM185 68H187V67H185ZM185 68H184V71H185ZM189 68H187V69H189ZM200 68H201V67H200ZM210 68H208L209 71H210ZM20 69L22 70V72H23V71L25 72V74H23V76H24L23 79H25V80H24L25 83L21 82L23 79H22V80L19 79V78H20V77L18 76L19 73H20L21 76H22V72H19ZM81 69H82V72H81ZM93 69H94V70H93ZM135 69H136V73H134V72H135ZM142 69H143V70H142ZM147 69H148L149 72H150L151 70H154V75H153V74L151 75V74H149V72H147V73L149 74V75H148V74L144 71V70H147ZM164 69H165V71H164ZM168 69H170V68H168ZM168 69H167V70H168ZM187 69H186V71H187ZM205 69H206V68H205ZM208 69H206V70H208ZM62 70H63V71H62ZM90 70H91V71H90ZM92 70H93V71H92ZM99 70H100V71H99ZM109 70H110V71H109ZM111 70H112V71H111ZM131 70H132V71H131ZM137 70H138V71H139V70H142V71L138 74V71H137ZM176 70H177V69H176ZM182 70H183V69H182ZM195 70H197V69H195ZM195 70H193V72L196 73ZM5 71H7V72L5 73ZM8 71H9V72H8ZM49 71H52V74L50 75V77H49V74H48V77L45 78L44 75L47 74V72L49 73ZM73 71H74V72H73ZM76 71H77V72H76ZM79 71H80V72H79ZM124 71H126V72H124ZM155 71H156V72H155ZM190 71H191V70H190ZM199 71H203L202 68H201V70H199ZM229 71H228V72H225V73H226V74H229ZM24 72H23V73H24ZM27 72H29V71H27ZM56 72H55V73H56ZM60 72H61V73H60ZM63 72H66V73H63ZM110 72H113V74H112V73L110 74ZM123 72H124V73H123ZM127 72H128V73H127ZM129 72H131V74H133V75H131ZM180 72H181V71H180ZM203 72H204V71H203ZM218 72H219V71H218ZM239 72H241V70H239ZM7 73H8V75L6 76ZM59 73H60L61 76L58 75ZM104 73H105V74H104ZM106 73H107V77L109 78L110 82H109V80H108L107 78H104V77H103V76L106 77ZM108 73H109V74H108ZM122 73H123V74H122ZM142 73H143V74L145 73V75H148V78H146L147 76L144 78V77H143L144 75H143ZM151 73H153V72H151ZM182 73H183V71H182ZM185 73H186V72H185ZM195 73H193L194 76H195V78H196V75H198L199 78H200V76H203V75H204V73H203V74H199L198 70H197L196 75H195ZM207 73H208V72H207ZM225 73H224V74H225ZM237 73H238V74H237ZM62 74H63V76H62ZM67 74L69 75V77H68ZM75 74H76V75H75ZM78 74H79V75H78ZM103 74H104V75H103ZM127 74H128V75H127ZM129 74H130V75H129ZM134 74H135V76H134ZM141 74H142V75H141ZM208 74H209V73H208ZM210 74H211V71H210ZM218 74L220 75V74H222V72H221V73L219 72ZM218 74H217V75H218ZM236 74H237V75H236ZM66 75H67V76H66ZM71 75H72V76H71ZM110 75H111V77H110ZM120 75H122V76H120ZM124 75H126V76H124ZM136 75H138V76H136ZM139 75H141V77H139ZM188 75H189V74H188ZM188 75H187V76H188ZM219 75H218V77H219ZM46 76H47V75H46ZM99 76H100V77H99ZM101 76H102L103 78H101ZM149 76H150V77H149ZM184 76H185V75H184ZM1 77H0V80H1ZM6 77H8V78L6 79ZM18 77H19V78H18ZM78 77H79V78H78ZM124 77H125V78H124ZM130 77H132V79H130ZM134 77H135V78H134ZM136 77H137V78H136ZM138 77L140 78L139 81L142 80V78L145 79V80H146V79H151V80H150L149 83H147L146 85H145V82H143L144 85L146 86V87H145L144 85H143V86L141 85V81H140V83L138 82ZM166 77H167V76H166ZM185 77H186V76H185ZM188 77H189V76H188ZM192 77H193V76H192ZM203 77H204V76H203ZM205 77H206V76H205ZM220 77L222 78V76H220ZM240 77L244 78V80H243V79L241 80ZM240 77H239V80H241V81H239L238 79H237V80H238L239 82H244V84H243V83H241V84H242V85H245V86H242V85L240 84V87H242V88H239V89H237V90H240V89H241V91H242V89H244L246 86H248V82H250V81H248L249 78L246 79L247 77L245 78L243 75L240 76ZM249 77H250V76H249ZM15 78H18L17 81H18L19 83H22L21 86L24 85V87L28 86L29 82L32 83V80H35V81H33L34 84L32 85L34 88H31V87L28 86V87H26V88L24 89V87H21V89H22L23 92L27 91V92L24 93V95H22L23 92L20 91L21 89H20V87H19L20 85H19L17 88L19 89V91L21 92V94H19V93H20L19 91H18V93H16V90H17V89L15 90L16 86H12V85H18L19 83L16 84L17 81L15 80ZM47 78H52L53 83H57V82H58V79H59V81H60L61 83L58 82L59 84H58V85L54 84V86H56V88L59 89V91H63V93H62V92H60V93H59V92H56L57 94L54 93L55 90H57V89L53 86V83L51 82V79H50V80L48 79V82H50V84H48V82H47V80H46ZM72 78H73V81H71ZM98 78H100V80H99ZM110 78H113V80L110 79ZM119 78L121 79V81H120ZM127 78H128V80L130 79V81H129L130 84H131V81L134 79L133 81L137 82V84L139 83L138 86L140 85L139 88H138V86H135L136 88H135V87L132 88L133 90L135 89V91L130 93V94H131V95H129L130 99H129V97L127 98V96H128L129 93L127 94V93L125 92V91L129 90V89L127 88V86H125V87H126V90H125V88H124V90H123L124 85H125V84L127 85V84L129 83V82H127ZM236 78H237V77H236ZM91 79H92V80L94 79V82H90V81H92ZM95 79H98V80L95 81ZM101 79H104L103 82L101 81ZM105 79H107V80H105ZM136 79H137V80H136ZM165 79H166V78H165ZM167 79H168V78H167ZM233 79H235V78H233ZM20 80H21V81H20ZM67 80H66V82H67ZM13 81L15 82V84H12ZM26 81L28 82L27 84H26ZM36 81H37L38 83H39V82H40V83H43V85L39 84V85L41 86V88H43V86L45 87V88L43 89V91H44V92H43V95H42V94H39V93L37 92L39 85L36 83ZM142 81H143V80H142ZM147 81H148V80H147ZM238 81H237V82H238ZM4 82H5V83H4ZM63 82H64V84L66 85L65 81H63ZM89 82H90V83H89ZM119 82H120V83H119ZM121 82H122V83H121ZM125 82H126V83H125ZM135 82L132 83V86H134V85L136 84ZM51 83H52V85H51ZM91 83H93V85H92ZM96 83H98V84H96ZM104 83H105V85H104ZM123 83H125V84H123ZM234 83H235V80H234ZM35 84H36V85H35ZM99 84H100V86H99ZM108 84H109V85H108ZM110 84H111V85H110ZM137 84H136V85H137ZM165 84H166V82H165ZM29 85H30V84H29ZM61 85H62V87H60ZM65 85H64V88H66ZM89 85L91 86L92 89H90ZM94 85H95V86H94ZM102 85H104V86H102ZM238 85H239V84L236 83V86H235V87L237 88ZM11 86H12L13 88H12ZM106 86H108V89H111V90H108ZM129 86H131V85H129ZM141 86H142V87H141ZM149 86H148V87H149ZM53 87H54L55 90L53 89ZM93 87H94L95 90H93ZM102 87H104V88H102ZM113 87H114V88H113ZM27 88L30 89L31 93L27 90ZM60 88H61V89H60ZM68 88H69V89H68ZM96 88H97V89H96ZM98 88H99V89H98ZM115 88H117L118 90L115 89ZM144 88H145V89H144ZM13 89H14V90H13ZM23 89H24V90H23ZM36 89H37V90H36ZM71 89H72V88H71ZM89 89L91 90L90 92H93V91H96V92L89 93V91H88ZM136 89H137V90H136ZM143 89H144V90H143ZM211 89H212V88H211ZM215 89H216V88H215ZM12 90L15 91L13 95H11V94L13 93ZM41 90H42V89H40V93H42ZM66 90H68V93H69V91H71V93H74V94H73V95H72V94H68V98H67V94H66V96H65V93L67 92ZM105 90H107V91H105ZM130 90H131V88H130ZM142 90H143V91H142ZM148 90H149V89H148ZM234 90H235V89H234ZM11 91H12V92H11ZM38 91H39V90H38ZM57 91H58V90H57ZM65 91H66V92H65ZM111 91H112V92H111ZM118 91L120 92V94L118 93ZM122 91H124V93H123ZM131 91H132V90H131ZM146 91H147V90H146ZM211 91H212V90H211ZM216 91H217V90H216ZM216 91H215V93H216ZM218 91H219V90H218ZM218 91H217V93H218ZM10 92H11V94H10L11 96H10V95L8 96V94H9ZM113 92L115 93L114 95H117V96H114V95H113ZM121 92H122L123 94H122ZM128 92H130V91H128ZM202 92H203V91H202ZM234 92H235V91H234ZM6 93H7V94H6ZM85 93L91 95V96H90V99L88 98L89 95H87V94H85ZM94 93H95V94H94ZM125 93H126V94H125ZM147 93H148V92H147ZM163 93H164V92H162V94H163ZM210 93H212V92H210ZM213 93H214V92H213ZM215 93H214V94H215ZM217 93H216V94H217ZM4 94H5V95H4ZM16 94L19 95V96H17ZM29 94H30V95H29ZM37 94H38V96H37ZM83 94H84V95H83ZM142 94H140V95H142ZM202 94H203V93H202ZM15 95H16V96H15ZM32 95H33V96H32ZM40 95H41V97H39ZM70 95H72V96H70ZM85 95H86V97H85ZM99 95H101V96H99ZM122 95H123V96H122ZM125 95H127V96H125ZM145 95H146V94H145ZM206 95L208 96L209 93H207ZM210 95H212V94H210ZM13 96H14V98L11 99ZM29 96H30V97L32 96L33 98H32V97H31V98H28ZM82 96H83V97H82ZM92 96H93V97L95 96L94 99H93ZM111 96H112V97H111ZM124 96H125L127 99H129V101H128L129 103H130L131 101H133V102L129 105V103L126 101L127 99L125 98V100H124ZM133 96H134V95H133ZM147 96H148V94H147ZM202 96H203V95H202ZM217 96H219V95H217ZM2 97H3V98H2ZM6 97H7V98L10 97L9 100H8V101L10 102V104H9V102L7 101ZM59 97L64 98V99H60ZM71 97H72V99H71ZM98 97H99V98H98ZM100 97H101V99H100ZM110 97H111V98H110ZM119 97H121V98H119ZM122 97H123V98H122ZM137 97H138V96H137ZM145 97H146V96H145ZM209 97H211V96H209ZM212 97H213V96H212ZM212 97H211V98H207V99H210V101H211ZM215 97H216V96H215ZM36 98H37V99H36ZM39 98H42V99L38 100ZM83 98H84V99H83ZM85 98H86V99H85ZM87 98H88V99H87ZM97 98H98L99 100H98ZM117 98H118L119 100L121 99V100H120V101H121L120 103H119V101L117 100ZM141 98H142V97H141ZM143 98H144V96H143ZM205 98H206V97H205ZM15 99H16V100H15ZM20 99H21V100H20ZM25 99H26V100H25ZM27 99H28V100L31 99V100L28 101ZM34 99H35V100H34ZM50 99H51V101H50ZM52 99H53V101H52ZM67 99H68V101H67ZM69 99H71V100H69ZM134 99H136L135 96H134ZM216 99H219V98L216 97ZM216 99L214 98L213 101L216 100ZM11 100H12V101L14 100V101H13V105H12V103H11V102H12ZM23 100H24V101H23ZM65 100H66V101H65ZM73 100H74V102H73ZM81 100H82V101H81ZM87 100H88V101H87ZM89 100H90V101H89ZM91 100H92L93 103L97 102L98 105H97L96 103H95V104H96L97 106H96L95 104H93V103H92L93 105L90 104V103H91ZM95 100H98L99 102H98V101H95ZM109 100H110V101H109ZM112 100H113V101H112ZM151 100H152V99H151ZM26 101H27V102H26ZM34 101H35V102H34ZM59 101L61 102V104H63V105L59 104V105H61V107H59V105H58V102H59ZM62 101H63L64 103H62ZM69 101H70V102L72 101V106L74 105L73 103H75V105H77V103H78V107H77V108H74L75 106L72 107ZM145 101H146V99H145ZM155 101H156V100H155ZM217 101H218V100H217ZM217 101L212 102L213 106L215 107L214 111H215L216 109H217V111H220V110H218V109H220V108H219L220 106L218 105ZM14 102H15V103H14ZM51 102H52V103H51ZM67 102H68V103H67ZM79 102H80V105H82V106H79ZM112 102H113V103H112ZM117 102H118V103H117ZM123 102H125V103H123ZM152 102H153V104H154V101H152ZM1 103H0V105H1ZM23 103H24V105H23ZM33 103H34V104H33ZM49 103H50V104H49ZM86 103H87V104H86ZM88 103H89L90 105H89ZM127 103H128V105H127ZM136 103H137V104H136ZM149 103H150V101H149ZM149 103H147V104H149ZM16 104L21 105L22 108H24V111L27 109V110H26L27 112H26V111L24 112L23 109L20 108V110H21V109H22V110H21V111H18L19 113H16L17 110L14 111V109L11 108V107L16 108V106H15ZM99 104H101V105H99ZM108 104H109V105H108ZM135 104H136L137 106H136ZM237 104H238V103H237ZM2 105H1V106H2ZM32 105H33V106H32ZM38 105H40V106H38ZM51 105H52V106H51ZM67 105H68V106H67ZM86 105H87V106H86ZM94 105H95V106H94ZM114 105H115V106H114ZM132 105H133V106H132ZM142 105H140V106L142 107ZM23 106H24V107H23ZM28 106H30V107H28ZM34 106H35V107L37 106V107H39V108H37V107L34 108ZM48 106H49V107H48ZM93 106H94V107H93ZM111 106H112V107H111ZM236 106H237V105H236ZM69 107H70V109H69ZM80 107H81V108H80ZM83 107H84V108H83ZM86 107H87V108H86ZM98 107H100V109H99ZM131 107H133V108H131ZM136 107L139 108L138 111H137V108H136ZM146 107H147V106H146ZM214 107H213V108H214ZM33 108H34V109H33ZM49 108H50V109H49ZM58 108L60 109V111L58 110ZM64 108H65V109H64ZM71 108H72L73 110H71ZM129 108L131 109V112H129ZM134 108H136V109H135L136 113H135V111H133ZM151 108H152V107H151ZM32 109H33V111H32ZM42 109H40V110H42ZM52 109H53L54 111H53ZM61 109H62V111L64 110V112H61ZM89 109H91V110H89ZM92 109H93V110H92ZM110 109H111V110H110ZM18 110H19V109H18ZM66 110H68L69 112H68V111L66 112ZM70 110H71V111H70ZM78 110H80V111H78ZM85 110H86V112H85ZM121 110H122V111H121ZM139 110H140V111H139ZM143 110H144V109H143ZM157 110H158L157 107H155V112H156ZM74 111H75V113H74ZM81 111H82V112L84 111V112H83V115H84L85 117L82 115V112H81ZM90 111H91V113H90ZM106 111H107V112H106ZM119 111H121V112L118 113ZM132 111H133L135 114H133ZM147 111H148V112H147ZM23 112H24V113H23ZM29 112H30V114H31V113H32V114H31V115H30V114H27V113H29ZM50 112H51V113H50ZM56 112H57V113H56ZM58 112H59V113H58ZM72 112H73V113H72ZM110 112H112V114H113V115H116L117 117H116V116H113V115L111 116V113H110ZM114 112H115V113H114ZM122 112H124V113H125V112H126V113L129 112L128 114H126V113H125V114H126L127 116L129 115L128 120L131 121V122H129V121L127 120L128 122H127L126 124H129L130 129H131L132 131H130L129 126H127L125 123H123V122H125V121H123V120H125L126 117H125L124 119H122L123 122H121L122 115L124 114V113L122 114ZM152 112H153L154 114H153ZM215 112H216V111H215ZM21 113H23V115H22ZM38 113H39V112H38ZM53 113L55 114V116H54ZM65 113H66V114H65ZM253 113H254V112H253ZM34 114H35V112H34ZM62 114H63V115H62ZM71 114H74L75 116H73V115H71ZM77 114H79V115H77ZM85 114H86V115H85ZM93 114H94V115H93ZM117 114H118V115H117ZM125 114H124V115H125ZM146 114H145V115H146ZM231 114H232V113H229L228 116H230ZM15 115H17V116H15ZM19 115H20V116H19ZM29 115H30V117H29ZM35 115H36V114H35ZM51 115H52V116H51ZM88 115H89V116H88ZM98 115H99V116H98ZM107 115H108V116H107ZM135 115H138V116H136V118H135ZM160 115H159V116H160ZM162 115H161V116H162ZM260 115H261V113H260ZM24 116H26V117H24ZM53 116H54V117H53ZM57 116H58V117H57ZM60 116H61V117H60ZM62 116H63V117H62ZM71 116H72L73 118H74V117H78V118H77V120H76V118L73 119ZM86 116H87V117H86ZM110 116H111L112 118H111ZM159 116H158V117H159ZM15 117H17V118H15ZM48 117H49V118H48ZM65 117H66L67 119H66ZM79 117H80V118H79ZM92 117H93V118H92ZM94 117H95V119H94ZM118 117L120 118V120L118 119ZM138 117H140V118H138ZM165 117H166V116H165ZM169 117H171V116H169ZM233 117H234V115H233ZM45 118H46V119H45ZM57 118H58V119H57ZM59 118H60L61 120H59ZM63 118L66 119V120H64ZM81 118H82V119H81ZM86 118H88V119H86ZM96 118H97L98 120H97ZM108 118H109V120H108ZM114 118H115V119H114ZM134 118H135V119H134ZM143 118H144V119H143ZM231 118H232V117H231ZM68 119H71V120H68ZM80 119L82 120V122H81ZM93 119H94V120H93ZM105 119H107V120L105 121ZM111 119H113V120L111 121ZM116 119H118L119 121L116 120ZM130 119H131V120H130ZM132 119H133V120H132ZM137 119H138L139 122L137 121ZM139 119H140V120H139ZM228 119H229V118H228ZM228 119H227V120H228ZM234 119H235V117H234ZM25 120H24V121H25ZM58 120H59V121H58ZM72 120H73V121H72ZM85 120H89V121H85ZM115 120H116V122H115ZM142 120H144V121H142ZM170 120H171V119H170ZM230 120H231V119H230ZM230 120H229L228 122H232V121H233L232 125H234V122H236V125H240L239 123H237V121H235V120H233V119H232L231 121H230ZM236 120H237V119H236ZM44 121H45V123H46V122H47V123L45 124ZM51 121H52V122H51ZM104 121H105V122H104ZM108 121H109V122H108ZM110 121H111L112 123H111ZM117 121H118V122H117ZM53 122H54V123H53ZM58 122H59V123H58ZM60 122H61V123H60ZM72 122H73V123H72ZM74 122H75V124H74ZM97 122H98L99 124H98ZM145 122L148 123L147 121H145ZM172 122H173V121H171V124H173ZM176 122H178V121L176 120ZM226 122H227V121H226ZM238 122H239V121H238ZM78 123H79V124H78ZM80 123H81V124H80ZM94 123H95V124L97 123V124L95 125ZM106 123H108V125H107ZM110 123L112 124V126L110 125ZM113 123H114L115 125H118L117 123L121 124V125H118L119 127L116 126L117 128H119V129L121 128V129L118 131L117 128L114 126ZM122 123H123L124 130H122L123 127H121V126H122ZM136 123H137V124H136ZM138 123H139V124H138ZM158 123H159V122L157 121V125H159ZM174 123H175V122H174ZM51 124H52V125H51ZM61 124H63V126H62ZM93 124H94V125H93ZM124 124H125V126H124ZM178 124H179V122H178ZM204 124H205V123H204ZM228 124H229V123H228ZM49 125H50V126H49ZM56 125H57V126H56ZM68 125H71V126H68ZM77 125H78V127H77ZM97 125H98V126H97ZM134 125H135V126L138 125V126L135 128V130H134V128H132V127H135ZM180 125H181V122H180ZM61 126H62V127H61ZM95 126L98 128V130L96 129ZM110 126H111V127H110ZM113 126H114L115 128H114ZM144 126H145V124H144ZM173 126H174V124H173ZM176 126H177V125H176ZM176 126H174V128H175ZM178 126H179V125H178ZM234 126H235V125H234ZM240 126H241V125H240ZM44 127H46V128H44ZM47 127H48V128L50 127V129H48ZM54 127L57 129V130L55 129L56 131L54 130ZM71 127H73V128H74V127L80 128V129H81V130H80V133H79V129L75 128V129H73V131H72V128H71ZM91 127L93 128V130H92ZM127 127H128V128H127ZM138 127H139V130H138ZM140 127H141V128H140ZM153 127H154V129H153ZM181 127H182V125H181ZM205 127H206V125H205ZM230 127H233V126H230V125H229V128H230ZM60 128H61V129H60ZM63 128H64V129H63ZM85 128H86V129H85ZM90 128H91V129H90ZM109 128H110V129H109ZM177 128H178V127H177ZM177 128H176V130H177ZM236 128H237V126H236L235 128L233 127V129H235V132H232V137L235 136V133H237V132H238L237 130H239L238 128H237V130H236ZM239 128H240V127H239ZM59 129H60L61 131L65 130V131H66V132H64L65 134H61V133H63V132H60ZM62 129H63V130H62ZM76 129H77V130H76ZM83 129H85V130H83ZM125 129H126V130H125ZM128 129H129V130H128ZM140 129H143V132L140 131ZM150 129H149L148 131H150ZM179 129H181V128H179ZM233 129H232V130H233ZM40 130H41V129H40ZM47 130H48V131H47ZM49 130H50V131H49ZM68 130H69V131H68ZM87 130H88V131L91 130V131L88 132ZM109 130L111 131V133H110ZM116 130H117V131H116ZM137 130H138V131H137ZM182 130H183V129H182ZM184 130H185V129H184ZM230 130H231V128H230ZM232 130H231V131H232ZM46 131H47V132H46ZM58 131H59V132H58ZM67 131H68V133H67ZM71 131H72V132H71ZM82 131H83V132H82ZM96 131H97V132H96ZM120 131H121V132H120ZM122 131H124V132L122 133ZM125 131H126V132H125ZM129 131H130V132H129ZM133 131H134V134L132 133ZM135 131H136L137 133H136ZM148 131H146V132L149 133ZM172 131H173V130H172ZM233 131H234V130H233ZM236 131H237V132H236ZM53 132H54L55 135L57 134V132L60 133V134H58V135H61V137L59 136V137H60V138H59L58 135H57L58 139L54 138V137H56V136H54ZM84 132H85V133H84ZM86 132H87V133H86ZM103 132H104V133H103ZM106 132H108V133L106 134ZM116 132H117V133H116ZM146 132H145V134L147 135ZM152 132H151V133H152ZM155 132H156V131H155ZM155 132H154V133H155ZM173 132H174V131H173ZM183 132H184V131H183ZM81 133H82V134H85V135H80V136H79V134H81ZM109 133H110V135H109ZM113 133H115V134H113ZM124 133H126V136L124 135ZM127 133H129V135L131 134V135H130L131 137H130ZM140 133H141V134H140ZM154 133H152V134H154ZM156 133H157V132H156ZM156 133H155V134H156ZM180 133H181V132H180ZM233 133H234V134H233ZM45 134H46L47 137H45ZM48 134H50V135L48 136ZM94 134H95V135H94ZM138 134H139V136H138ZM149 134H150V133H149ZM155 134H154V135H155ZM170 134H171V133H170ZM173 134L175 135V133H173ZM177 134H179V132H178ZM104 135H105L106 138H104ZM106 135H107V136H106ZM113 135H114V136H113ZM179 135H180V134H179ZM179 135H178V136H179ZM69 136H70V135H68L67 137L70 138V142H71V141L73 140V138H72V140H71V137H69ZM110 136H111V137H110ZM133 136H136V137H133ZM143 136H144V135H143ZM147 136H149V135H147ZM171 136L173 137V135H171ZM175 136L177 137V135H175ZM182 136H183V135H182ZM48 137H49V138H48ZM78 137H79V138H78ZM132 137H133V138H132ZM145 137H146V136H145ZM149 137H150V139L148 138V140L153 141V138H152V137H154V136L152 135V136H149ZM156 137H158V136H156ZM156 137H155V138H156ZM172 137H171V138L169 137V139L171 140ZM68 138H67V139H68ZM100 138H101V139H100ZM115 138H116V140H115ZM118 138H119V139H118ZM126 138H127V139H126ZM128 138H131L133 141L131 142V139L129 140ZM158 138H159V137H158ZM158 138L156 139V142H157V140H159ZM50 139H51V140H50ZM54 139H55V140H54ZM64 139H65V138H64ZM74 139H75V138H74ZM113 139H114V141H113ZM122 139H123V140H122ZM181 139H182V138H181ZM184 139H185V138H184ZM232 139H234V137H233ZM45 140H46V142H45ZM49 140H50V141H49ZM52 140H54V141H52ZM61 140L64 141L63 138H62ZM61 140H59L60 143H62L61 146H64V149H66V150H67V149L69 150V148H73L74 146H75V148L79 149V147H80V146L82 147V144H83V143H82L83 140H82V138H81V142H80V143H82V144H81L80 146H79V144L77 145V143H75V145H73L72 143H74V141H75V140H73L70 144H69V142L66 143V147H69L70 145H71V146H70L69 148H65V144L63 145V142H61ZM65 140H66V139H65ZM86 140H87V139H86ZM93 140H94V142H93ZM110 140H111V141H110ZM117 140H118V141H117ZM121 140H122V142H120ZM160 140H161V139H160ZM160 140H159V142H160V143H159L160 146H159V144L157 145L156 142H154V143H155V145L158 146V148H159L160 150H163V148H165L166 146H164V145L162 146V143H163L164 141L161 143ZM175 140H176V138H175ZM101 141H102V142H101ZM142 141H143V140H142ZM142 141H141V142H142ZM154 141H155V139H154ZM177 141H179V140H177ZM177 141H176V142H177ZM181 141H183V140H181ZM232 141H233V140H232ZM64 142H65V141H64ZM66 142H67V141H66ZM115 142H118V143H115ZM129 142H131V144L133 143V144H132L133 146H132ZM143 142H144V141H143ZM146 142H148V141H146ZM146 142H145V143H146ZM149 142H150V141H149ZM167 142H168V141H167ZM172 142L174 143V141H172ZM186 142H187V141H185V143H186ZM85 143H86V142H85ZM85 143H84V144H85ZM103 143H104V144H103ZM107 143H108V144H107ZM134 143H135V144H134ZM154 143L152 144V146L154 145ZM180 143H181V142H180ZM231 143H232V142H231ZM56 144H57V142H56ZM58 144H59V142H58ZM67 144H68V145H67ZM150 144H151V143H149V145H150ZM163 144H164V143H163ZM165 144H166V141H165ZM167 144H168V143H167ZM76 145L79 146V147H77ZM86 145H88V144H85V146L83 145V147L85 148ZM115 145H116L117 147H116ZM123 145H126V146H123ZM129 145H131L132 147L129 146ZM134 145H136V146H134ZM144 145H145V144H144ZM144 145H143V146H144ZM155 145H154V146H155ZM182 145H183V144H181V146H182ZM88 146H89V145H88ZM145 146H146V145H145ZM147 146H146V147H147ZM150 146H151V145H150ZM157 146H155V147L157 148ZM185 146H186V144L184 145V147H185ZM83 147H82V150H83ZM126 147H128V149H130L129 147H131V148H132V150H131L132 152L129 150V152H131V153H129V154L127 153V154H126L125 152H128V151H127L128 149H127V150H125V152H124L125 154L123 153V155H122V152L124 151V148L126 149ZM167 147H168V146H167ZM167 147H166V148H167ZM170 147H171V146H170ZM179 147H180V145H179ZM91 148H92V147H91ZM156 148H155V149H156ZM166 148H165L164 150L167 152V153H166V152H165V153L168 154V150H167ZM80 149H81V148H80ZM89 149H90V148H89ZM105 149L108 150V151H106ZM119 149H120V150H119ZM138 149H140V150L138 151ZM155 149L152 150L151 154H153V152H155V151H154ZM169 149H170V148H169ZM172 149H173V147H171V150H170L171 152H172ZM185 149H186V148H185ZM68 150H67V151H68ZM74 150H75V149H74ZM121 150H123V151H121ZM156 150H157V149H156ZM160 150H158V151H160ZM71 151H72V149H71ZM71 151H69V153H70ZM76 151H77V150H76ZM76 151H75V152H76ZM83 151H84V150H83ZM83 151H82V152H83ZM87 151H88V150H87ZM87 151H85V153L88 154L89 151H88V152H87ZM91 151H92V152H91ZM103 151H104V152H103ZM117 151H118V152H117ZM143 151H144V149H143ZM143 151H141L140 153H142ZM145 151H146V150H145ZM145 151H144V152H145ZM158 151H157V152H158ZM173 151L177 153V151H176L175 149H173ZM180 151H181V150H180ZM187 151H190V150H187ZM202 151H203V150H202ZM62 152H64V151H62ZM75 152H74V153H75ZM105 152H106V153H105ZM174 152H173V153H174ZM185 152H186V151H185ZM194 152H197L196 156L194 155V154H195ZM194 152H193L194 154H192V157L195 158V161L191 160L192 162L189 161V162L187 163L186 161H184L185 159H183V163H181V167H182V168H185V167L187 166L186 168H188V167L190 166V163H192V165H193V167H194L195 164H193V163L195 162V163H196V166L201 165V166H199V167H200L201 170L203 171V168H206L207 166H209V163H208L209 160L205 159V158H206V157H205L206 154H204V153H205L204 151H203V155H204L205 158H203V155H202L201 149L194 150ZM235 152H236V151H235ZM235 152H234V153H235ZM69 153H68L67 155H66L65 152L62 153L63 156H65V157H63V158H66V156L69 157V155H70ZM85 153H84V154H85ZM91 153H92V154L94 153L92 149L90 150L89 158L91 157V156H90ZM110 153L112 154V155H111V158H110L109 155H105V154H110ZM119 153H121V154H120L121 156H119ZM176 153H175V156L173 155L174 158L176 159V160H175V164H176L177 169H178V170H181V169H179V167H180L179 164H180V163L177 164V162H179L182 158H185V156H188V155H185V153H184V155H183V154L181 153L180 155H183V157L178 159L176 156H177V154H179V153H177V154H176ZM188 153H189V152H188ZM188 153H187V154H188ZM191 153H192V152L190 151V154H191ZM102 154H104L106 157L103 156ZM142 154H143V153H142ZM136 155H137V156H136ZM170 155H171V157H172V154H171V153H170ZM180 155H179V156H180ZM233 155H234V154H233ZM235 155H236V154H235ZM93 156H94V155H93ZM112 156H116V157H115V160H114V158H113ZM133 156H134V155H133ZM133 156H130V157H133ZM189 156H190V158H191V155H189ZM189 156H188V157H189ZM197 156H198V159L202 158L203 161H202V162H201V161H197V162H196ZM199 156H202V157H199ZM86 157H87V155H86ZM122 157H123V158H122ZM130 157H129V158H130ZM188 157H186V160H187V161L190 159V158L188 159ZM236 157H237V158H236ZM236 157H235V159L238 161V159H239L238 157H240V156L238 155V156H236ZM89 158H87V159H89ZM127 158H128V157H127ZM144 158H142L141 161H143ZM174 158L172 157L171 160L174 159ZM194 158H193V159H194ZM104 159H103V160H104ZM120 159H119V160H120ZM212 159H214V158H212ZM235 159H234V162H233V160H232V161H231V160H227L226 163L228 162V165H227V166H224V167L226 168V170H225V168H223V167L221 166V167H222L221 169H223L224 171L221 170V169H220V171H223L224 173H225L226 171H228V172H229V171H234V172H235V171H236L235 166H234ZM103 160H102V161H103ZM127 160H130V159H127ZM168 160H170V156L168 157ZM205 160H207V162H206ZM214 160H215V161H218V160H219V161H218V162H219V163H218L219 165H220V163L223 162L222 159H221L222 162H220L219 157H218V160H217V158L214 159ZM214 160L210 161V164L213 165L212 168L209 169V167H207L206 169H204V171H206V173H204V174L202 173V174H203L202 176H200V175H201L200 172H202V171L200 170V168H197V167H194V168H193V170H194L195 168L197 169L196 171H194L195 173H194V172L190 173V172H191L190 170L185 171L186 173L188 172L187 174H186L185 172H183V171H181V172L179 171V172H180V173L183 172L182 175H184V173H185L186 176H187V175L190 176V174H191V175H192V174H193V175H194V174H195V175L197 174L200 178L203 177V176L205 175V176H204L205 178H204V177L202 178V182L204 183V182H205V179H206V176H207L208 179L211 178V177H209V171H210V175H211V174L213 175V174H214L213 172H215V171H211V170H216V169L219 167V165H217L218 167H215L216 165H214V164H216V162H215ZM240 160H241V159H239L238 162L236 161L237 163H235V164H238V165L241 164V163H239ZM102 161H101V162H102ZM104 161H105V160H104ZM108 161H109V162L106 163L105 165H108V164L110 163V160H108ZM106 162H107V161H106ZM123 162H124V161H123ZM129 162H130V161H129ZM181 162H182V161H181ZM198 162L200 163L199 165H197ZM204 162H205L206 164H205ZM212 162H213V163L215 162V163L213 164ZM131 163H129V164H131ZM185 163H187V165H186ZM201 163H204V164H203L204 166H203ZM207 163H208V164H207ZM102 164H104V163L102 162ZM110 164H111V163H110ZM110 164L108 165V167H107V166H106V167L109 168V166L112 165V164H111V165H110ZM113 164H114V163H113ZM129 164H128V165H129ZM139 164H140V161H139ZM188 164H189V165H188ZM128 165H127V167H128ZM173 165H174V164H173ZM183 165H186V166H183ZM222 165H226V164H225V163H224V164L222 163ZM238 165H237V167H240V166H241V165H239V166H238ZM178 166H179V167H178ZM129 167H130V166H129ZM129 167H128V168H129ZM131 167H132V166H131ZM181 167H180V168H181ZM102 168H104V167H102ZM128 168H127V169H128ZM133 168H134V167H133ZM174 168H175V167H174ZM186 168H185V169H186ZM214 168H215V169H214ZM233 168H234V169H233ZM241 168H242V167H241ZM104 169H105V168H104ZM130 169H131V168H129V170H130ZM177 169H175V170H177ZM190 169H191V168H190ZM198 169L200 170L199 173L197 172ZM227 169H228V170H227ZM229 169H230V170H229ZM237 169L239 170V168H237ZM178 170H177V171H178ZM183 170H184V169H183ZM191 170H192V169H191ZM207 170H209V171H207ZM189 171H190V172H189ZM217 171H218V170H217ZM217 171L215 172V175H216V176H218V174H222V172L220 173V171H219V172L217 173ZM240 171H241V170H240ZM242 171H243V170H242ZM207 172H208V173H207ZM245 172H246V171H245ZM216 173H217V174H216ZM230 173H233V172H230ZM240 173H241V172H240ZM236 174H237V175H236ZM236 174H234V173L232 174V176L234 175L233 177L236 176V177H235L236 180H237V176H238V178L241 177L240 180H242L243 177L246 178L245 176H243V177L240 176L242 173L239 175V173L237 172ZM247 174H249V173H246V175H247ZM193 175H192L190 178H192ZM212 175H211V176H212ZM222 175H223V174H222ZM222 175H221V176H222ZM225 175H228V173H225ZM225 175H224V176H225ZM189 176H187V177H189ZM198 176H197V177L194 176V178L196 177V179H197ZM249 176H251V175L249 174ZM229 177H231V176L229 175ZM247 177H248V175H247ZM244 178H243V179H244ZM229 179H231V178H229ZM251 179L254 181V178H251ZM251 179H248V180L251 181ZM191 180H192V179H191ZM203 180H204V181H203ZM231 180H232V179H231ZM240 180H239V181H240ZM248 180H247V182H248ZM193 181H194V180H193ZM193 181H192V182H193ZM196 181H198V183H199V180H198V179H197ZM196 181H194V182H196ZM233 181L235 182V180H233ZM233 181H229V183H230V182H233ZM239 181H236V182H238V184H232V183H231V184L234 185V186L237 185V186H235L236 188H235L234 186H231L232 188H230V190L233 189L234 192H235V194L233 195V197H238V198H237V199H234V200H237V201H235V202H233V201H234L233 199H230L231 201L227 200V201H229L230 203H231V202H233V203L229 204V203L227 202V204H228V206H229V207L226 206V207L228 208L227 211L222 210V211L225 212V213L229 211V212L227 213V216L225 215L226 217H228L229 215H232V213H233L232 210H233V211L235 210L234 212H236L237 207H236V209H233L232 207L230 208V206H231L232 204H234V203H237L238 205H240V208L243 207V205H242V207H241V204L244 203V207H243V208L247 207V210H248V209H249V208H248L249 206L253 207L254 209H255V207H257V209H258V208H259V205H261V203H259V201L261 200V202H262V201L264 202V186H263L264 184H263L262 182H260V183H261V185L263 184V185H262L263 188H262V187H259V188H258V186H260V185H259L260 183L258 184L257 187H255L256 184L253 185V184L251 183L255 188L261 189L262 191L259 190L260 193H261V195H260V193L258 194L257 191L255 190L256 192L254 193V195H255L254 197H256V201L254 200V203H253V202H252V199H250V202L252 203V205H250L251 203L249 202L248 198L245 197L246 195H242V194H241V193H243L245 190H247V189H246L247 186L245 187V183L247 184V182H246L245 180H244V181L242 180V182H241V181L239 182ZM253 181H252V182H253ZM192 182H191V184H192V187H191V188H194L193 185H195V187H196V184H194V182H193V183H192ZM200 182H201V179H200ZM202 182L199 183V184L197 183L196 191L194 192V195H192V197H196V198H197L196 194H197V195L199 194V193H197V191L199 192L200 189H201V191H203L202 188H204L205 186H200V184L203 185ZM225 182H226V181H225ZM244 182H245V183H244ZM254 182H255V181H254ZM46 183H47V180H46ZM51 183H52V181H51ZM222 183H223V182H221L220 185H221ZM239 183H241V184L239 185ZM242 183H244V185H243ZM248 183L250 184V182H248ZM198 185H199V186H198ZM204 185H205V183H204ZM220 185H218V187H219ZM222 185H223V184H222ZM227 185H228V182H227ZM242 185H243V187H241ZM198 187H199V188H198ZM201 187H202V188H201ZM227 187L229 188V185H228ZM233 187H234V188H233ZM240 187H241V188H240ZM191 188H190L189 191L195 189V188H194V189H191ZM216 188H217V187H216ZM221 188H222V187L220 186V190L217 189V193L219 194L218 197L221 196V195H222V196L225 195L226 198H227L228 195H226V193L223 195V192H222ZM225 188H226V187H225ZM228 188H227V189H228ZM244 188H245V189H244ZM198 189H199V190H198ZM222 189H223V188H222ZM227 189H226V191L228 192L227 194H229V191H230V190H229V189L227 190ZM235 189H236V190H235ZM248 189H249V188H248ZM204 190H206V189H204ZM215 190H216V189H215ZM223 190H225V189H223ZM242 190H243V191H242ZM23 191H24V190H23ZM212 191H214V189H212ZM212 191H211V192L208 191V192H210V194H211V198L209 197L210 194H209V193L207 194V191H206V193H205V191H204V194H205V195H204L202 192H200V195H198V197H200L201 194H202V197H201V200H202L201 202H202V203H200V199H199V198H197V199H199V200H196V201L199 202V203H198V202L195 201L194 198L187 197V198H189V200L192 201V204H191V202H190L189 200H187V198H185V199H186V200H185L184 198L182 199L181 196H180V198H179L180 201H177V202H178V207H179V208L181 207V210H178L179 208H177L178 212L180 211V213H181V211L184 209V204H185V208H186V207H188V206H192L194 202H196L197 204H200V205H197V206H196V205H195L196 203H194V207L192 206L193 211H195V210L198 209V208H199V209L196 210V211H199L200 208L204 209V211H205V209L208 210V208H209L210 206H212V205L210 204L211 201L214 200V199H218V198H215V197H214V199H212V196H213V195H212V193H213ZM236 191H237V192H236ZM25 192H27V191H24L23 193H25ZM220 192H221L222 194H221ZM224 192H225V191H224ZM232 192H233V191H231V193H232ZM239 192H240V193H239ZM247 192H248V190H247ZM27 193H28V192H27ZM187 193H188V194H187V196H188V195H189V192H187ZM195 193H196V194H195ZM214 193H216V192H214ZM231 193H230V194H231ZM236 193H238V195L241 194L242 196H235ZM192 194H193V191H192ZM243 194H245V193H243ZM24 195H26V194H24ZM24 195L22 194V195L20 196V199H21L22 196H24ZM27 195L29 196V193H28ZM231 195H232V194H231ZM262 195H263V196H262ZM190 196H191V193H190ZM215 196H216V195H215ZM225 196H224V198H225ZM24 197H25V196H24ZM182 197H183V196H182ZM184 197H186V193H185V196H184ZM216 197H217V196H216ZM231 197H232V196H231ZM231 197H230V195H229L228 198H231ZM233 197H232V198H233ZM262 197H263V198H262ZM25 198H26V197H25ZM25 198H24V199H25ZM190 198H191V199H190ZM209 198H210V202L207 204V207H208V208H206V206H203V205H205V204L209 201ZM222 198H223V197H222ZM222 198H221V199H222ZM224 198H223V199H224ZM246 198H247V199H246ZM258 198H259V199H258ZM193 199H194V201H193ZM205 199H206V200H205ZM223 199H222V200H223ZM257 199H258L259 201H257ZM183 200L187 201V204H188V205H186V202H185V201L182 202ZM203 200H204V201H207V202H204L205 204H203ZM219 200H220V199H219ZM239 200H240V201H239ZM243 200H244V202H243ZM23 201H25V200H23ZM26 201L28 202V199H27ZM188 201L190 202V204H189ZM216 201H217V200H216ZM223 202H226V199H225V201L223 200ZM223 202H222V203H223ZM248 202H249V204H247ZM256 202H257V203H256ZM263 202H262V203H263ZM179 203H180V204H179ZM183 203H184V204H183ZM219 203H220V202H219ZM258 203H259V204H258ZM181 204H183V205H181ZM212 204H213V202H212ZM253 204H255V205H253ZM179 205H180V206H179ZM201 205H202V207H201ZM208 205H210V206H208ZM225 205H226V204H223V207H224ZM235 205H236V204H235ZM235 205H232V206L235 207ZM238 205H236V206H238ZM245 205H246V206H245ZM182 206H183V207H182ZM195 206H196V209H195ZM198 206H199V207H198ZM213 206H214V204H213ZM213 206H212V207H213ZM221 206H222V205H221V203H220V206H218V208H217V206L215 207V209L217 208V209H216V213H217V212H220V210H218V209H220ZM263 206H264V205H263ZM263 206H262V207H263ZM197 207H198V208H197ZM203 207H204V208H203ZM212 207H210V208H212ZM223 207H221V208L223 209ZM262 207H261V208H262ZM188 208H189V209H184V210H183V213H184L186 210H190V209H191L190 207H188ZM238 208H239V206H238ZM261 208H260V209H261ZM194 209H195V210H194ZM215 209H214V210H215ZM230 209H232V210H230ZM254 209H253V210H254ZM191 210H192V209H191ZM191 210H190V211H191ZM207 210H206V211H207ZM212 210H213V209H212ZM214 210H213V211H210V209H209L210 214H211V212H212V214L215 213ZM217 210H218V211H217ZM225 210H226V208H225ZM249 210L251 211V209H249ZM255 210H256V209H255ZM255 210H254V211H255ZM258 210H259V209H258ZM190 211H189V213H190ZM201 211H203V210H201ZM204 211H203V212H204ZM222 211H221V212H222ZM237 211H238V212H237V215L235 214L236 216H234V213H233L232 216H234L235 218L237 217V218L239 219V217H238L239 214H238V213H239L240 210L237 209ZM243 211H244V209H243ZM230 212H231V214H230ZM240 212H241V211H240ZM247 212H248V211H247ZM185 213H188V211H186ZM185 213H184V214H185ZM206 213H209V212H205V214H206ZM245 213H246V212H245ZM178 214H179V213H177V216H178ZM181 214H182V213H181ZM228 214H229V215H228ZM208 215H209V214H208ZM208 215H207L208 219H209V216H210V218H212L211 215H209V216H208ZM179 216H180V215H179ZM182 216H183V214H182ZM182 216H180V217H182ZM186 216H187V215H186ZM222 217H224V214H223ZM229 217H230V216H229ZM234 217H233V219H234ZM240 217H242V216H240ZM208 219H207V223H208ZM230 219H232V218H230ZM240 219H241V218H240ZM240 219H239V220H240ZM234 220H235V223L232 222V225H233V223H234L238 228H239V226H240V229H238V228H237L238 230L235 229V225H234V229H235L236 231H235L234 229H231L230 227H229V228H230L231 230L228 229V228H227V230H228L227 232L224 230V232H225L224 234H225V235H223V238H226L227 235L229 236V237H227V238L225 239V241H226V240H227V241H229V240H234V239H235V240L237 239L236 241H239V240H240V237H241V239H242V234H243L242 232H244V231H241V228L243 227V226L241 227L242 223H241V225L238 226L236 223H237V221L239 222V220H237V221H236V219H234ZM210 222H213V221L210 220ZM240 222H241V220H240ZM240 222H239V223H240ZM205 223H206V222H205ZM207 223H206V224H207ZM224 223H225V222H224ZM229 223H230V221H229ZM2 224H3V222H2ZM4 224H5V227L2 226L3 228L1 227L2 229L0 230V238H1V235H3L2 238H4V236H6V235H8V234L10 233V230H9L10 228H9L8 230L5 229L7 226H9V225H8V222H7V221H4ZM4 224H3V225H4ZM206 224H205V225H206ZM227 224H228V223H227ZM205 225L202 224V226H204V227H205ZM207 225H208V224H207ZM212 225H213V224L211 223V226H212ZM224 226L226 227L225 224H224ZM227 227H228V226H227ZM231 227H232V226H231ZM7 228H8V227H7ZM246 229H247V228H246ZM242 230H245V228H244V229L242 228ZM246 231H247V232H246ZM249 231H250V230H248V229L245 230L246 235H247V233H248ZM4 232H5V233H4ZM8 232H9V233H8ZM236 232H237V233H236ZM3 233L6 234V235H4ZM226 233H228V234H226ZM232 234H233V236H232ZM249 234H250V232L248 233V235H249ZM240 235H241V236H240ZM252 235H253V234H252ZM254 235H255V234H254ZM224 236H226V237H224ZM231 237L234 238V239H231ZM223 238H222V239H223ZM245 238H246V237H245ZM228 239H229V240H228ZM251 239H253V238H251ZM246 240H247V241H246L247 248L253 245V244H252L253 241L250 242V241H248V239H246ZM223 241H224V240H223ZM225 241H224V242H225ZM248 242H249V243H248Z\"/></svg>",
	"mask_w": 264,
	"mask_h": 264
}]
</instances>
